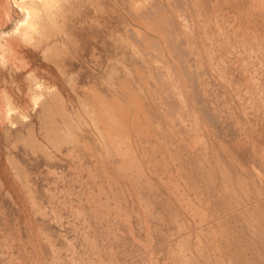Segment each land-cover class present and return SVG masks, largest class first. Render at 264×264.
Here are the masks:
<instances>
[{
  "label": "bare ground",
  "instance_id": "bare-ground-1",
  "mask_svg": "<svg viewBox=\"0 0 264 264\" xmlns=\"http://www.w3.org/2000/svg\"><path fill=\"white\" fill-rule=\"evenodd\" d=\"M185 1H187V0H0V86H4V88L0 90V214H1V212H3V208H4V210H6V214L8 213L9 216H12L14 219L17 218L18 221H21V224L16 222V226H18L17 224H19L20 226H23V227H20V228L18 227V229L22 230L21 228H23V230H26L29 233V236H31L33 234V232H34L33 231L34 229H32V225H31L33 223V221L31 222L29 220L28 216L26 215L27 213H26L25 206H28L29 207L28 210L31 209V211H30L32 213L31 217L33 219L37 220V222L40 225L38 230H40V228H41L48 235L46 237V241L44 240V242H43L45 247L46 246L49 247L53 243H54V245L57 244L55 242H58V240H59V238L61 236V235L59 236V223L57 221H53V222H50V223L46 224L44 219H43L49 213V212L47 213V210L44 207L45 206L44 202L45 201L48 202L49 200L51 201L52 199H53V202H54L55 200L52 197L55 196V195L58 197L60 195L59 194L60 193L59 189L60 188L64 189V187H63L64 181L63 180H62L63 181V185H61V187L58 186V187H60L59 189H57V186H56L57 182H55L56 184L54 185V186H56V188L55 189L53 187L51 188V186H53V184H54V180L56 179V177L55 178L51 177V175H53L52 173H54L52 171L53 169L51 167H54V170H55V168L62 167L63 165H64L63 168H65V166L67 165V164H65V163H67L66 161L64 163L63 161L58 159L57 156H55L56 155L55 153H54L55 155L52 154L54 152L53 147L55 148V152H56V150L57 151L58 150H61V151L64 150V151L67 152V150L70 149V148L72 150V148H77V147L82 146L84 148L83 149L81 147L82 150L88 151L89 154H90L89 150H92L91 148H93L94 150L97 151V154L95 153V151H94V154L97 155V158H98V155H99V158H101L100 159L101 161H102V159L103 160L107 159V157H111V159L113 158V160L115 162V164H113V165H116L115 168H117V170H118V171H115V172H117V173L120 172L121 173V174H118L119 176H121L119 180H121V178L124 179V176L126 178L130 174L129 172H133L134 169H135L136 171L133 172V173H135L136 176L134 177L133 175L130 174V176H128L129 179H128L127 182H129V180H130V183H129L130 186L133 184V183H131L132 182L131 180H135V181H137V184H139L140 183L139 181H141L142 179L143 180L147 179L148 181L146 180L145 183H144V181H141L145 185H146V183L148 184V182L149 183L153 182L151 185L148 184L149 187L147 186L150 189V191H149L150 194L154 197V200H153L154 201V206H150V208L151 207L155 208V204H156V206L165 204L167 206V209H168V206L171 205V206H173V209L176 208V210H177V209H179V207L176 204H174L175 197L178 200V198H180L183 195L182 193L184 192V191L181 192L182 195L180 194V197L179 196H172L171 195V192H172L171 189L173 188V185H172L170 190H167L168 192H163V188L162 187H164V186H162V185L167 183V186H169V185L172 184V182L170 181L171 183L169 184L168 183L169 179L167 180L168 182H164L163 181V179L165 180V178H163L162 180L160 179V178H162L164 176V175H162V177H160L161 173L162 172L165 173V172L160 170L162 172L159 174V172L157 170V168H159V166H160V164L158 163L159 157H157V156H160V155L158 153H161V156H162L161 159L166 158L168 163H171V162L174 163V161H178L179 160L180 164H178V165H180V166L177 165L178 169H177L176 165H175V167H176L177 170L181 171L179 173L180 175H185L183 172H186V169H189L190 165L187 164V161H186V158H185L186 155H187V158H188V154H191L190 157L194 160V162L192 161L194 164L195 163L197 164V162L199 161L200 158H202L204 160V157L205 158L208 157L209 155L213 154V152H214L215 156L217 157L216 160L217 161L221 160V153L219 151V147L220 146L217 145V147H215L214 146L215 143H213L214 141L217 140V139H215V138H217L216 137L217 136L216 135L217 131L215 132L216 136H213L215 138L212 139L211 135L208 132L209 130L207 131V129L204 126L205 121L203 123L201 120H199L197 118L200 115L197 116L198 115L196 113L197 110L193 106V103L191 105V102L194 99H192V101L190 100L191 101L190 102L189 99L191 97L189 96V94L192 93V92L195 93V91L193 90L194 88L197 90L196 93H198V96H199V97H197V102H198V98H199V100L201 99V101H202L201 104L203 105V108H204V111H205L204 112L202 110V112L201 111H198V112H200V113L204 112L203 115L205 117H208V119H209L210 113L211 114L213 113L212 116H215L214 112H212V111H216L217 110V107H218V104H219L218 101L220 102L219 98L221 99V97H223V96L226 97L227 96L228 91H224L226 89L225 87H223V88H225L223 91L227 92L226 95L225 94L223 95L224 92L222 90H218L220 85H218V88L217 87L215 88V86H217V84H219L218 80H220V79H218V78H220V76H217L218 78H216V75L221 73L220 72L221 70L217 69L218 72H216L214 67H213V65H211V64L214 63L213 61L216 60V59L214 60V57L216 55V50L214 49L213 46H214V44H217L219 42L220 37H221V36L219 37V35L221 33V30L223 31V29H221V26H224V25L222 24L220 26V23L218 21L219 19H217L218 17L216 15H215V17H217V18L214 17L215 18L214 20H216V21H211L210 20L211 11H208V13H206V14H209L208 15L209 16L208 19L210 20V22H214V23L216 22V23L213 25L212 23L208 22L209 20L206 19L207 15L205 16V18H204V15H203V18L206 19L205 21H207L208 24L210 23V27L200 25V21H198V17L202 18V16H200V15L205 14V13H203L205 10L203 11L201 8L205 4L208 5V1H206L205 4L202 3L203 4L202 5L201 4L202 0H192L194 6L196 8V11H197V13L194 16H192L190 14V12L187 10V6L188 5H185ZM253 1L251 2V6L255 5V4H252V3H254ZM259 1H261V0H259ZM245 2H246V0H245ZM245 2H243V3H245ZM240 3H241V0H240ZM255 3H257V1H255ZM260 3H263V2L261 1ZM186 4H189V3L187 2ZM214 4L212 3L213 7H214ZM200 6H201V8H200ZM210 6H211V3H210ZM245 7H246L245 9H247V6H245ZM260 7L261 6L259 5V8ZM189 8H191V5H190ZM206 8H207V6H206ZM259 8H257L258 11H259ZM214 9H215V7H214ZM223 9H224V6H223ZM242 9H244V7ZM245 9H244V11H245ZM260 9L264 10V6H262V8H260ZM215 10L219 11V9H215ZM253 10L256 13H259V12L256 11V8L255 9L251 8V11H253ZM221 11H222V9H221ZM221 11H219V12H221ZM247 11L249 12L250 10L247 9ZM213 13H214V11H213ZM263 13H264V11H263ZM216 14H217V12H216ZM221 14H222V12H221ZM245 14H246V12H245ZM260 14H261V11H260V13L258 15H260ZM252 15H254V14H252ZM221 16L219 17L220 19H222ZM225 16H226V12H225ZM225 16H224V18H225ZM227 16H229V14ZM262 16H264V14ZM250 17H252V16H250ZM258 17H260V16H258ZM204 19H203V22H205ZM251 19H253V17ZM224 21H226V19ZM235 21H236V19H235ZM226 23H225V25H226ZM204 25H207V24H204ZM228 25H229V23H228ZM228 25H227V28H228ZM250 27H248V28H250ZM229 28H231V27H229ZM251 28H253V27H251ZM232 30H230V31H232ZM226 31H228V35L230 33L231 34L234 33V31L229 33V30H227V29H226ZM223 32H225V31H223ZM242 33H244V32H242ZM254 33H255V30H254ZM203 34H205L206 37H208V40H210V44H211L210 46H207L205 44L202 45V41H201L200 38H201V36ZM258 34H259V32H258ZM242 36H244V35L242 34ZM239 38H242V37H239ZM247 38L248 37H246V40L250 39V38L249 39H247ZM260 38H261V36H260ZM260 38H259V40H260ZM257 39H254V41H259ZM205 40H207V39H205ZM224 40L226 41V39H224ZM250 40H252V39H250ZM250 40H249V42H250ZM228 41H227L228 44L230 43L229 45H231V46H234V44L236 42V41L234 42V39H233L234 44H231L232 43V39L231 38H228ZM221 42H222V40H221ZM239 42H241V41H239ZM219 45H223L224 46V44H220V43H219ZM223 46H219V47L223 48ZM235 46H236V44H235ZM249 46H251L250 43L247 46H245L243 44V49L245 48V50H246V47L248 48ZM216 48H218V47H216ZM232 48H230V49H232ZM220 49L217 50V52H220L221 51ZM224 49H225V46H224L223 50L221 51V55H222V53L224 54V51H226L227 48L225 50ZM229 51L231 52V50H229ZM262 51L263 50H260V52H262ZM239 52H241V51H239ZM228 53H227V56L230 55V54L232 55V53H230V54H228ZM256 53H257V51H256ZM244 54H246V53H244ZM258 54L262 55V53L258 52L257 56H259ZM227 56L225 58H227ZM263 56H264V54H263ZM231 59L232 58H230V60ZM220 60H222V59H220ZM220 60H219V63L221 62ZM27 62H28V64H29V62H30V64L33 63L35 65L34 66L35 68L32 67V69L34 68L33 69L34 72L28 71L29 69L28 70L26 69L27 73L28 72L29 73L32 72V73L31 74H25L26 76L27 75H29V76L28 77H24L23 76L24 72L26 73V70H24V69H25V67H27ZM216 62L214 64L218 63V62L217 63ZM261 63H263V62L261 61ZM222 64L221 65L219 64V65L222 66ZM78 65L82 66V70L81 71L76 70V67ZM88 66L91 69H94L95 71L100 72V74L103 76V78H105L107 81L117 85L119 90L124 94L125 99H121V98L120 99H117V98L113 99V98H110L104 92V89L101 87V83L98 82V81H94L92 83L93 87H92L91 90H90V88L86 89L83 80L86 77V73L89 72L88 71L89 70ZM226 66L227 65L225 64V67ZM262 66H264V64ZM225 67H223V68H225ZM215 68H219V67H215ZM223 68H222V70L225 71V70H227L228 67L225 68V69H223ZM53 70L55 71L54 73H56V74L58 73L62 78L66 79V80H70L71 92L70 91H66L65 89H63V87L60 84H58V85H56V86H54L52 88H49L47 86H45V87L43 86V88H41V89L35 88L34 86L36 84L33 86V84H34V80L33 79L36 78L35 75H37L38 73H41V74H44L46 76L51 77V76L54 75ZM244 71H246V69ZM229 73H230V71L228 72V76H229ZM226 74L223 73V74H220V75H226ZM231 75H232V73H231ZM229 77L230 78L226 77V80L228 78L230 80V82H231V77H233V76H229ZM205 78H207V80H208V83H206L209 86L208 87V91H207V88H206L207 85L205 86V82H206ZM221 78H222V76H221ZM26 80H27V82H26ZM234 81H235V79H234ZM188 83H190V86L193 85V87H194V88L192 87L193 89L191 88L193 90L192 92L189 91L190 87H189ZM222 83H223V81H222ZM224 84L222 86H224ZM229 86H230V84H228L227 87H229ZM243 86H244V84L241 87L243 88ZM230 88H231V86H230ZM214 89L218 90L217 92H219V91L223 92V93H221L223 96L220 97V95H221L220 93H219V96H217V98H218V99L216 98V100H218L217 103L214 101L216 103V105L211 100V97H213V95L215 94V91H216ZM220 89H221V86H220ZM232 89H233L232 91H234L233 94H235L234 87ZM263 89H264V87H263ZM229 90H230L229 92L232 94L231 89H229ZM259 90H261V89H259ZM230 93H229V95H231ZM244 93H245V91H244ZM244 93H243V95H244ZM196 96H197V94H196ZM236 96H237V94H236ZM27 97H29V99L31 98L33 100V102L35 103V106H36L35 114L40 120L38 126L36 125L35 120L26 119L27 115L24 114V101L26 103V101L29 100V99L26 100ZM244 99L246 101L247 98L244 97ZM224 100H226V99H224ZM228 101L230 102V100H228ZM222 102H223V100H222ZM229 102L226 101V103H229ZM223 104H224V102H223ZM240 104H243V103L241 102ZM229 105H231V103H229ZM228 107H225V109H224V107H222V108L225 111L226 108H228ZM233 108L234 107H232V109ZM7 109L10 112V114H7L8 115V120H5V118H3V119L1 118L2 117L1 115H3V117H4V114L8 113V112H6ZM197 109H198V106H197ZM219 109H220V111L221 110L223 111V109H221L220 107H219ZM228 109H230V108H228ZM199 110H201V109H199ZM174 112H176L175 115L177 114V117L174 115L176 118L171 117V113L174 114ZM225 112H228V110H226ZM230 112H232L231 113L232 115H235V114H233V111H230ZM236 112H238V111H236ZM240 113L241 112H239V114ZM84 114H86V118L87 119H88V117L92 118V120L94 122V125H92V126H95L94 128L96 129L97 133L94 130L88 132V130H85V129L82 128V126L80 124L84 120L83 119L84 118ZM231 114H230V117H231ZM239 114H238V116H239ZM7 115H5V116H7ZM201 116H202V114H201ZM221 116L222 115H220V117ZM205 117L203 118V120L205 119ZM189 118H190V120H191V118L192 119H196L197 118L196 119V124L193 123V125L190 126V124H189V126H188L186 122L189 120ZM221 118H224V116H222ZM208 119H207V121H209ZM238 120H240V118ZM220 121H219V123H220ZM173 122H176V124H174L175 126L173 125ZM211 122H210V124L214 125V123H211ZM90 123H92V122L90 121ZM236 123H237V121H236ZM239 124H241V123H239ZM243 125L245 126V124H243ZM244 126L242 128L237 126L239 128V130H237L238 128H236V130L238 132H240V130L246 129V128H244ZM225 130H227V129H225ZM225 130H224V133H227V131H228V134L230 133L229 129L226 132H225ZM233 130L231 132H233ZM198 131H199V133H201L200 135H202V137H203L202 138L203 142L199 144L198 143L199 141L198 142L196 141L197 142L196 145H198L199 148L198 147H194V149L197 148L196 150L197 151L200 150V151L198 153H196V155H193V153H195L197 151L193 150L194 152L191 153L192 152L191 151L192 148H191L190 145H192L191 144L192 141H187L184 137L189 132L192 133L191 137H193L192 136L194 134L193 132L198 133ZM184 132H188V133H186L183 136ZM245 132H243V133H245ZM153 133H156L157 135H160V136H163V137L158 138L156 135H154V137H156L157 139H153L152 138L153 137ZM221 133H223V132H221ZM224 133H223V135H224ZM243 133L240 132V135L241 134L243 135ZM245 134H244V136H245ZM220 135L221 134H219V136ZM225 135L227 136V134H225ZM172 136L178 138L177 143H174L172 138H170ZM196 136L194 135L193 138H195ZM199 136H197V137L199 138ZM231 136L232 137H238L239 135L237 136V134H234V136H233V134L231 133ZM231 136H230V140H231ZM191 137L189 135V139L190 140H191ZM239 137H242V136H239ZM223 138H225V136ZM200 139H201V137H200ZM235 139H239V138H235ZM5 140H11L12 141V146L4 147V145H2V143L5 142ZM171 140L173 141L174 145L177 144L176 148L174 146H172V144H171V146L173 148H175L176 151L175 150L173 151L172 148L169 151V148H170L169 147V142L171 143ZM233 140H234V138H233ZM193 141H194V139H193ZM219 141H220V139H219ZM175 142H176V140H175ZM220 142L223 143L222 139H221ZM224 142H228L227 139ZM216 143L218 144V142H216ZM229 143H231V141H229ZM235 143H236V141L234 142V144ZM194 144H195V141H194ZM234 144H233V146H234ZM221 145H223V144H221ZM193 146H195V145H193ZM225 146H228V145H225ZM51 148H52L53 151L51 150ZM224 149H227V148L226 147L223 148L222 152H224ZM71 150H69L68 152L70 153ZM180 150L182 151V154H183V151H186V152L191 151V152H188V153H186V155L184 157H181L180 154H179ZM229 150H231V148H229L227 151L229 152ZM73 153H75V151L70 153V155H68V156L71 157V154L73 156ZM167 156H169V157H167ZM95 157L96 156H94V158ZM97 158H95V160L92 159L91 161H96ZM206 159H205V163H208L209 166H210V163H209V159L210 158L208 159V162H206L207 161ZM74 160H75V158H74ZM203 160H201V161H203ZM224 160H221L220 162L222 163V161H224ZM236 160H238V159H236ZM212 161H213V157H212ZM68 162H69V160H68ZM77 162H79V160ZM102 162H101V164H103ZM220 162H218V163L220 164ZM87 163H89L88 160H87ZM87 163H86V165L85 164L84 165L85 166L88 165L89 169H86L85 171L87 172V170H89L88 171V173H89L91 168H92V166L87 164ZM211 163H213V162H211ZM93 164H95V162H93ZM96 164H98V161H97ZM47 165L49 167L51 166L50 167L51 169L50 168L49 169L52 172L48 168H46V167H48ZM81 165H83V163ZM84 165H83V170L85 168H87ZM221 165H222V169L221 170L225 172V173L223 172V175L225 174L224 177H223L224 180H222L223 183L225 181L226 184L228 183L229 185H231L234 181H235V183H237L236 181H238L240 183L243 182L245 184L244 187L242 185L243 183L241 185H239V186L237 185V187L239 189L243 190L245 187H246V189L249 188L248 184H247V182L249 180L248 179L246 180L245 178H243L244 174H242V176H241L239 172L237 173V171L234 170L232 163L226 161V162H223L222 164H220V167H221ZM37 166H39V167H37ZM41 166L43 167L44 171L46 170L44 172V176L46 175L45 176L46 178H47V176L48 177L50 176L52 179H54L53 180V184H52V179L50 177H49L50 180H47V184H46V178L45 179L44 178L39 179L36 176L38 174H41L40 173V171L42 170ZM77 166H79V165H77ZM97 166L99 167V164ZM100 166H102V165H100ZM194 166L195 167L200 166V168H201V165H197V166L194 165ZM212 166L215 167L216 164H215V166L212 164ZM220 167H217V168H220ZM240 167H242V166H240ZM240 167H239V169H240ZM37 168H39V170L40 169L41 170L40 171H38V170L36 171ZM66 168H68V166ZM78 168L80 169L81 167H78ZM208 168L203 170L204 171L203 172V176L199 174L203 179H206L207 181H209L214 176V173H215V172H213V174H212L211 171H214V170L210 171ZM68 169H66L67 172H68ZM70 169H69V171H70ZM93 169L95 171L97 169V167L93 168ZM101 169H103V168L101 167ZM128 169H132V170L127 172ZM176 169H173L171 171L174 172V170H176ZM196 169L193 170L194 173H197ZM210 169H212V168H210ZM58 170H60V168ZM92 170H91V172H94ZM97 170H100V169H97ZM35 171H36V173H38V172L39 173L36 174ZM71 171H73V170L71 169ZM100 171H102V170H100ZM215 171H217V170L215 169ZM64 172H66V171L64 170ZM91 172L89 173L90 175H91ZM106 172H108V171H105V173ZM172 172H171V174H172ZM219 172H220V169H219ZM219 172H216V175H217V173L219 174ZM42 173H43V171H42ZM97 173L98 174L101 173V175L105 176L104 172L102 174V172H98L97 171ZM154 173H155L156 176H157V174H159V176L157 178L160 177L159 178L160 180L156 178ZM174 173L177 174L178 171L174 172ZM191 173H192V171H191ZM60 174H58L59 175L58 176L57 172H55V175H57L58 177H60ZM74 174H75V172H74ZM77 174H75V175H77ZM84 174H83V176H84ZM94 174H93V176L98 175L96 173H94ZM188 174H189L188 176H191L190 172ZM201 174H202V172H201ZM69 175H70V177H74L75 176V175L71 176V175H73V172H71ZM87 175L85 174V176H87ZM112 175H111V177H109L110 176V174H109L108 177L112 178L113 177ZM118 175H117V177H114L113 179H115V178L117 179L119 177ZM122 175H123V177H122ZM204 175H205V178H204ZM210 175H213V176H210ZM83 176L78 175L77 177H79L78 179H80ZM98 176H100V175H98ZM206 176H209L211 178L208 177L209 178V180H208ZM235 176H237V178L239 180L238 179L235 180L236 179ZM148 177H149V179L151 181L152 180L153 181L150 182ZM174 177H176V176L174 175ZM177 177H180V176L178 175ZM220 177H222V176H220ZM240 177L245 179V181L243 179H241ZM83 178H81L80 180H84ZM89 178L91 179V177H89ZM100 178L101 177H99L98 179H100ZM109 178L106 177L105 179H108V181H109ZM176 178H175V181L177 180ZM181 178L182 177H180V179ZM196 178H198V177H196ZM60 179H63V177H60ZM68 179L66 178V182L65 183L68 182L67 181ZM72 179L73 180L74 179L77 180L76 176L74 178H72ZM90 179L89 180L86 179L87 181L84 180V182L85 183L88 182V181L91 182ZM217 179L215 180V182L217 181ZM43 180H45V181H43ZM73 180H71V183H72ZM119 180H118V184L120 183L119 185L125 184L122 181H121L122 183L119 182ZM157 180H159V182L160 181L164 182V184L160 182L162 184V185H160L157 182ZM181 180H183V178ZM186 180H187V178L185 179V181ZM189 180H190V177H189ZM211 180L213 181L214 177ZM48 181H50V185H49ZM108 181H107L108 184H106L107 186L110 184L109 182L111 180L109 182ZM185 181H184V183L186 185ZM196 181H197V179H196ZM210 181L208 183H210ZM219 181H220V179H219ZM73 182H75V181H73ZM84 182L83 183L80 182L81 185H78V188H77L78 192H76V193L79 194V196H78L79 204L76 205L75 201L73 202V201H70L71 199L70 200L66 199V200H69L68 201L69 204H66V205H69L68 210L69 209L70 210L68 212L71 214L70 217L69 216H67V217H69V218H73L74 217V221L77 222V223H80L78 221L81 220V218H83L85 220L84 217L86 216L85 213H86L87 210H86V208H85L86 211L83 210V209H84V206H86L87 209L89 208L88 209L89 210L88 211V215H87L88 218L86 217L87 218L86 221H83V222L86 223L87 221H89L90 218H91V220L93 219V220L96 221L95 225L92 224V227L89 226L90 222H87L88 223V225L86 224V226L88 228L87 231L89 229H91L92 232H90V233L95 235L94 237H96V238L99 237V240L101 238L100 236H102V238H101V240H102L105 237V234L107 232L108 233H112L114 230H117L115 232H118V228L115 229L114 227H113L114 230L111 228L113 230L112 231L110 229L111 226H113V225H115V226L117 225V227H119V225L120 226L121 225L124 226L126 224L125 221H127L126 219H123L124 220L123 221L122 218H118L119 217V213H117V212H116L117 213V216H116L117 218L116 217L111 218V216H112L111 212L112 211L109 212L110 216L107 214L109 216L108 217L106 215V212L103 213L102 210H99L100 207L99 206L96 207V205H95L96 203H97V205L99 204V202H98L99 200L97 198H99V199L101 198L100 194H104L105 195V193H107L109 190H110L111 195L113 193L115 194V188L114 187H116L117 185L114 186L112 184V186L114 188V192H111V190L113 188L108 190L107 188H109L110 186L107 187L104 183H103V185H100V184H102L101 183L102 181H101V182L98 183L100 186H96V188L98 187L97 193L94 192V191H93L94 193L91 192L95 196V198L90 193H89V195H91L92 198H89L88 191H87L88 189H87L86 193H87V197L88 198L84 199V198L81 197L82 195L84 196V194H85V193H83L84 192V187L83 186L86 185ZM97 182H98V180H97ZM97 182L95 184H97ZM190 182L192 184H196V182L193 181V180H191ZM222 182L220 181L219 183L218 182H216V183H217V185L218 184L221 185ZM69 183H70V180H69ZM76 183H77V181H76ZM177 183L180 184V181L177 182ZM208 183H206V184H208ZM214 183L211 186L213 188V190H215V191H213V193H216V191H217V193H218V194H216L217 196L219 195V197H225L226 194L224 196H221V194H222L221 191L223 190L222 187L221 186H217ZM240 183H237V184H240ZM60 184H61V182H60ZM77 184H79V183H77ZM88 184H89V182H88ZM88 184H87V186H88ZM179 184H176V186L177 185L179 186ZM104 185L107 187L106 188L107 192L104 190V188H105ZM142 185H140V186L142 187ZM74 186H76L75 183H74ZM74 186L71 185V189L75 188ZM126 186L124 185V187H126ZM128 186L125 188V190L128 188ZM135 186H137V185H135ZM208 186H209V184H208ZM65 187H66L65 189H67L66 185H65ZM91 187L93 188V186H91ZM189 187H191V186H189ZM196 187H197V185H196ZM203 187H205V186H203ZM219 187H221L220 189H222V190H220ZM69 188H68V190H70ZM87 188H89V187H87ZM117 188H118V186H117ZM166 188H170V187H166L165 186L164 190ZM178 188L179 187H177V189ZM209 188H210V186L207 188V190H209ZM232 188L236 189V187H234V186ZM253 188H255L254 184H253ZM52 189H54L56 191L58 190L57 193L58 192L59 193L57 194L56 191L53 190L56 194L52 195V192H53ZM94 189H95V187H94ZM131 189H133V188H131ZM131 189H130V191H132ZM139 189H141V188H139ZM258 189L255 192L260 191ZM60 190L62 191V189H60ZM210 190H212V189H210ZM242 190H241V192H242ZM103 191H105V192H103ZM116 191H117V189H116ZM127 191L129 192V190H127ZM169 191H171V192H169ZM173 191H174V188H173ZM176 191H178V190H176ZM229 191L231 192L230 189H229ZM245 191L246 190L244 189L243 193ZM70 192H72V191H70ZM125 192L122 193V194H125ZM145 192H147V191H145ZM247 192H248V195H249V191H247ZM134 193H136V192H134ZM200 193H202V192H200ZM200 193H199V195H202ZM234 193L235 192H232V194H234ZM243 193H241V194L243 195ZM258 193H256V194H258L257 198H259V195H261L260 192H258ZM69 194H75V193H69ZM69 194H67V195H69ZM114 194L111 197L106 194V200H105V197H103V198H104L105 202H107V200L111 198V201H108L109 205H110V203L114 204V203H116V201L117 202L119 201V207L117 208V205H116L117 209H115V210L118 211L120 207H121V209H123L124 207L127 208L128 206H130V208L132 207L131 209L134 208V210H136L135 207L137 205L136 206L134 205L135 207L131 206L134 203H131V205H128L127 203L129 201H127V202L123 201L125 198L122 200L123 196L121 194H118V192H117V194H115V195ZM175 194H177V193H175ZM187 194L188 193H186L185 196ZM210 194L212 195L211 197L215 196V195L213 196L212 193H210ZM252 194L253 193L251 191V195ZM130 195H132V194L130 193ZM130 195L128 193V197L125 196L126 199L130 198L129 197ZM133 195H135V194H133ZM137 195H135V197H137ZM188 195L186 197L182 196V198L183 197L186 198L185 200H184V198L182 200L187 202V203H185L187 205L184 206V201H183V206H184L183 209H184V211H186L185 209L186 208L188 209V207L190 206L189 205V201L191 199L190 200L188 199ZM234 195H235L234 199H238L237 194L235 193ZM242 195H240V196H242ZM244 195H246L248 197L247 193L244 194ZM253 195H255V193ZM64 196H66V195H63V198H64ZM70 196H72V195H69V197ZM141 196L142 195L140 194V197ZM149 196L150 195H146V197H149ZM230 196H229V198H230ZM246 196H243V197H246ZM57 197H55L56 200L58 198H60L61 196H59L58 198ZM69 197H67V198H69ZM132 197L133 196H131V198ZM143 197L146 199V197L144 195H143ZM189 197H193L194 198V197H197V195H195V196L189 195ZM201 197L203 198V196H200V197H198V199H200ZM219 197H217L216 199H220ZM232 197L233 196H231V198ZM74 198H75V200L77 199L76 196H74ZM93 198L97 199L98 201H94L93 202L92 201ZM149 198H148V200H149ZM262 198L264 200V196H262ZM60 199L58 201H56V204H55V202L54 203L51 202V203H53V204H51L50 201H49V206L53 205L51 207H54L53 209H55L56 206H54V205H57V209L58 210H56V211H59V209L61 207L58 206V205H61V202L64 200L63 199L61 202H59ZM138 199H136V200H138ZM140 199L143 200L142 197ZM195 199H197V198H195ZM198 199L197 200L192 199L194 201H198V203H196V204L192 203L193 201L191 200L190 204L192 203V204H195V205L191 204V210H190V207H189V209L187 211H191V212L195 213L196 211L194 212V210H198V208H201V209H199V211H197L198 213L200 212V214H198L197 212L196 213H197V216L199 215V216L202 217L201 212H203L202 214H204V213L206 214L207 211H205V210H208L207 208L205 209V207H207V206L208 207L209 206L212 207L215 204H213L214 201H212V203L209 202V203H211L213 205L212 206H211V204L207 205V206L205 205V207H204L205 210H202L203 208H202V206L199 207L200 206L199 203L201 202V204H202L203 201L204 202L206 201L208 203V201L204 200V199H202L203 201L201 199L200 200H198ZM211 199L213 200V198H210V201H211ZM223 199L224 198H222L221 200H223ZM250 199H251V197H250ZM255 199H256V197H255ZM260 199H259V201H260ZM182 200L180 199V203H181ZM241 200L245 204L246 201H244L243 199H241ZM104 201H102V202H104ZM151 201H152V199H151ZM215 201L217 202L218 200H215ZM224 201H226V200L224 199ZM230 201L231 200H229V202ZM255 201H257V200H255ZM42 202H43L44 206L42 205ZM47 202H45V203H47ZM57 202H59L60 204H58ZM144 202L147 205L146 200ZM176 202H179V201H175V203ZM92 203H94V204H92ZM222 203L226 204V202H222ZM235 203H239V201L237 202V200H236ZM246 203H248V202H246ZM105 204L101 203L100 204V206L102 205L101 208ZM197 204H199V205L196 206ZM220 204H221V202L219 203V205ZM225 204H224V206H225ZM227 204H226L225 207L223 205L222 206L224 208H226ZM232 204L234 205V203H232ZM232 204L230 202V207L232 206ZM239 204L240 205H238V206L240 208L242 206L241 205L242 203H239ZM252 204L253 203H251V205ZM254 204L256 205L255 202H254ZM262 204H263V202H262ZM64 205H62V207ZM139 205H141L143 207L144 204L143 205L139 204ZM149 205H151V203H149ZM180 205H182V204H180ZM91 206H93L94 209H92L93 207H91ZM171 206H169V207L171 208ZM186 206H188V207H186ZM195 206L197 207V209L195 208L192 211V209ZM217 206H218V204L216 203L215 207H217ZM236 206H237V204H236ZM114 207H115V205H114ZM146 207L143 208V209H145V212L142 213V214H145V216H146V213H147L146 212L147 209H149V208L146 209ZM215 207L214 208L212 207V208L215 210ZM219 207H221V206H219ZM230 207L228 206V210L230 209ZM64 208L65 207H63L61 210H63ZM154 208H152V209H154ZM224 208L223 209L219 208V209L224 210ZM239 208H238V210H239ZM242 208H244V207H242ZM250 208H252V210H253V207H250ZM66 209H64V211ZM102 209L110 210L107 206H106V208L104 207ZM152 209H151V212L153 211ZM157 209H160V208L157 207ZM183 209H181V210H183ZM232 209H233V207H232ZM232 209H230V210L232 211ZM244 209L246 210L247 207H245ZM259 209H261V208L259 207ZM61 210L59 212V215L61 213V216H62L63 215L62 213L64 211L61 212ZM82 210H83V212L85 211L84 215H81V214H83ZM134 210H132V211H134ZM137 210H139V208ZM137 210L134 211V212H138V214L143 211V210H141V212H139ZM214 210H212V214H213ZM226 210L227 209H225L223 211V213H221V214H224V212H226ZM238 210L235 209L234 211L235 212L237 211V213L240 214V216H241V214L244 213V211H238ZM66 211L64 213H66ZM100 211H101V213H100ZM163 211L165 212V210H163ZM257 211H258V209H257ZM128 212H126V214ZM176 212H178V210ZM235 212H233V213L235 214ZM252 212L253 213L250 212L249 214H246V212H245L246 217H245L244 220L246 221V223H244L242 225V227L245 225V227H244V229L246 228L245 230H247L248 232L250 231L251 234L252 233L256 234L257 235L256 237L259 238V236L261 235L260 227L258 225V224H261L260 219H259V213L254 212V211H252ZM99 213H100V215L102 217L99 216ZM148 213H150V211ZM180 213H183V212L181 211ZM193 213L191 215H193ZM262 213H264V212H262ZM2 214H4V212ZM55 214L57 215V213H55ZM91 214L94 217L93 216L90 217L89 215H91ZM132 214H133L132 217L133 216H134V218L137 217V220H141V219L143 220V218L139 217L136 213H135L136 215H134V213H132ZM150 214H152V213H150ZM161 214H162V212H161ZM161 214L159 213L160 216L165 215L164 213L162 215ZM210 214H211V212H210ZM214 214H215V212H214ZM216 214H215V216H216ZM234 214H233V216H231L232 213L229 212L226 215L227 217H225V215H224V216H222L223 218L221 217L222 219L220 218V220H219V218H216L217 222H219V224L223 223L225 227L222 224L223 227L222 226L219 227L218 225H216L217 227H215V228L214 227L211 228V225L215 226L214 223L211 224L212 222L210 220H211V217L213 216V215H211L210 219H207V220L210 221V223H206L208 225L210 224V226H206V227H210L211 230L212 229H217V228L219 230H220V228L223 230V229L226 228V223L225 222L227 221V219H228V221H230L231 218H229V217H234L235 215H237V214H235V215ZM59 215H58V217L62 221L64 218H62V217L60 218ZM64 215L66 216V214H64ZM130 215L131 214L128 213V220H129ZM148 215L149 214H147V216ZM188 215H190V214H187L186 217ZM81 216H84V217H81ZM120 216H122V215H120ZM145 216H143V217H145ZM156 216L158 217L157 214H156ZM199 216H198V218H200ZM204 216H206V215H203V218L205 220L206 217H204ZM1 217L5 220L6 215L5 216L2 215ZM12 217H8V218L11 219ZM162 217L166 218L165 216H162ZM162 217H160V218L162 219ZM172 217H174V216H172ZM175 217H176V215H175ZM178 217H176L175 220H179ZM207 217H209V216L207 215ZM263 217H264V215H263ZM2 218H1V221H3ZM123 218H124V216H123ZM154 218L156 219V217H154ZM184 218H185V215H184ZM184 218L182 217V219H183L182 221H184ZM203 218H201L198 221V223H196V229H194V233L193 234H195V235L198 234L197 231L198 232L200 231V228H201L200 226L201 225L202 226L206 225V224L203 225V222H206L207 220L203 221L202 220ZM213 218L215 219L214 216H213ZM10 219H7V220H10ZM14 219H11V220L14 221ZM65 219H66V217H65ZM68 219H66V220H68ZM146 219H144V220H146ZM185 219H187V218H185ZM237 219L239 220V218H237ZM7 220H5V221H7ZM201 220H202V224H201ZM233 220H235V217H234ZM242 220H243V218H242ZM58 221H60V220H58ZM156 221L157 220H155V222ZM220 221H222V222H220ZM239 221L238 222L233 221V222H236L235 224H237V223H239ZM11 222L9 223L10 227H11V224L13 223V222L12 223ZM63 222L65 223L67 221H62V224H64ZM83 222H81L82 225H84ZM147 222H150V221H147ZM157 222L160 224V221H157ZM185 222H186V220H185ZM258 222H260V223H258ZM5 223H7V222H5ZM73 223L74 222L70 223V224L73 225V227H74V225H75V227L78 226L75 223L74 224ZM91 223H92V221H91ZM98 223L99 224H105L103 226L101 225L103 228L104 227L106 228V227L110 226L109 227L110 230L108 228H106L107 229L106 230L107 232H106L103 229H100V227L98 228L97 227ZM127 223H129V222L127 221ZM134 223H135V221H134ZM164 223H167V221L164 222ZM229 223L230 222H228L227 227L230 226ZM240 223H242V222H240ZM263 223H264V221H263ZM1 224L2 223H0V229L1 230L5 229L4 231H6L8 228L5 227L4 229H2L1 227L3 226V224H2V226H1ZM7 224H5V225H7ZM13 224H15V223H13ZM129 224L131 225L132 222H130ZM142 224H143V222H142ZM153 224H154V222H153ZM159 224H157V225H159ZM198 224H199V227H200L199 229L197 228ZM93 225L95 226L94 229H93V227H94ZM136 225H138V224H136ZM181 225H185V224L181 223ZM16 226H15V230L18 231V229H16ZM86 226H84V229H83V227L81 228L82 231L79 229L80 227H77L76 231L79 229V231L82 233V232L86 231V228H85ZM151 226H152V224H151ZM24 227H25V229H24ZM127 227H129V225ZM132 227H134V226H132ZM137 227L139 228L140 226H137ZM158 227L161 228L160 225L157 226V228ZM189 227H190V225L188 226V228ZM242 227H241V229H243ZM13 228H11V229H13ZM141 228L142 227H140V229ZM182 228L184 230V228H187V227L183 226ZM228 228H226V229L230 231V228L229 229ZM11 229H9V230H11ZM68 229H69V227H68ZM71 229H69V232L71 231ZM133 229H130V230L132 231ZM142 229H141V231H142ZM143 230H145V229H143ZM146 230L149 231L148 228ZM150 230L152 231V228H150ZM153 230H155V229H153ZM185 230H187V229H185ZM188 230H187V232H185L186 234L188 233ZM190 230H193V229L191 228ZM195 230H196V232H195ZM204 230H205V232H203V233L205 234L206 237H208V235H206L207 232H208L207 229H204ZM217 230H215V232L216 233L219 232V235H220V232L222 230L221 231H219V230L217 231ZM8 231H6V232H8ZM89 231H88V233H89ZM202 231H203V227H202ZM202 231H200L201 232V236H202ZM10 232L13 233V230H11ZM16 232H15V234H17V235L20 234V232H19V234H18V232L17 233ZM132 232H135V230L132 231ZM211 232H213V231H211ZM211 232L209 231L208 233L210 235H212ZM103 233H105L104 236H103ZM24 234H26V233H24ZM157 234H159V233H157ZM160 234H162V232ZM191 234H192V232H191ZM204 234H203V236H204ZM78 235L82 236V238H83L87 234L85 235V233L84 234H80L79 233ZM78 235L76 234L77 237H78ZM89 235H87L88 237L86 236L87 238L84 237L86 239V241H88ZM110 235H112V237H116L117 235L120 236V233H118L116 236H114L115 234L113 235V233L110 234ZM162 235H164V233ZM166 235L168 236V232H167ZM118 236H117V238H118ZM154 236L155 237H153V238H155L157 240L156 237H158L159 235L156 236L155 232H154ZM187 236L183 237V235H182L181 241H184ZM201 236H200V238H201V240H203L202 239L203 236L202 237ZM214 236H215V233L213 232V238H214ZM228 236H230L229 232H228ZM261 236L263 237V235H261ZM18 237L21 239V234ZM23 237H27V236L23 235ZM62 237L60 239L63 240V238H65V236L63 238ZM91 237L93 238L92 235H91ZM163 237H165V236H163ZM222 237H224V239L228 238V240H229V237H227V235H225V233H224V235L222 233ZM96 238L95 239L93 238L94 241L98 240ZM108 238L111 239V236H108L107 239ZM117 238H116V240H117ZM124 238H125V236H124ZM127 238L128 237L125 238V241H124L125 243H126V239ZM134 238H135V236H134ZM182 238H184V239H182ZM197 238H199V234L197 235ZM197 238L194 240L193 237H192L193 241H196V240L199 241L200 238L199 239H197ZM215 238H216V236H215ZM85 239L81 240V241L82 242L84 241V243H85L86 242ZM131 239L133 240V235H132ZM148 239H149V237H148ZM152 239H151V241H152ZM155 239H153V240H155ZM158 239H161V238H158ZM211 239H212V237H211ZM5 240L7 241V239H5ZM73 240H75V242H77L76 238L75 239L73 238ZM119 240L116 243H118ZM137 240L138 239H135V241H137ZM201 240L199 241L200 243L202 242ZM205 240L208 241L209 237L204 239V248H206L204 250H206L205 254L208 255L209 254L208 248L210 247L211 244L213 245V243L215 242L216 239L214 240V242L212 241V243L211 242L208 243ZM217 240L219 241L220 238L217 239ZM0 241H2V238H1ZM3 241H4V239H3ZM63 241L66 244H70L71 243V242L66 241L65 239ZM122 241H120L121 245H122ZM135 241H133V242H135ZM159 241H160V243H162L161 242L162 240H159ZM185 241H184V244L187 245L186 243H188V242L185 243ZM221 241L222 240L219 241L220 244H219V242L217 243V241L214 243V250H212L213 246L210 248L211 253L208 256H209V258H210V256L212 258H213V256H215V258H213V260L215 259L214 262L217 261L219 264H250L247 261L248 257H247V260L244 259L246 257V254H243L245 256L243 258L237 252L239 247H241V245L239 243L236 244V246L233 249V250H235V248H238L237 251L235 250L234 252H232V251H230V250H232V248L229 250V246L221 244ZM224 241H226V240H224ZM234 241H235V239H234ZM234 241H232V243ZM64 242H62V243L64 244ZM199 242L197 244H196V242H192L193 244L195 243V245H196L195 248H194L195 250L198 247L203 248V245H202V247L198 245V244H200ZM228 242L229 243L224 242V244H226V243L230 244V241H228ZM236 242H238V241H235L233 244H235ZM7 243H10V242H6L5 244L7 245ZM100 243H101V241H100ZM137 243H139V242H137ZM141 243H143V242L141 241ZM172 243H174V242L172 241L171 244ZM179 243H180V241H179ZM5 244H3V245H5ZM59 244H60V242H59ZM130 244H131V242H130ZM136 244L133 245V246H136ZM167 244H168V241L164 245H167ZM180 244L178 246L181 247L182 246V242ZM8 245H10V244H8ZM57 245H56V247H57ZM61 245H58L60 247L58 249H56V250H59L62 247L61 251L63 253V247L64 246H61ZM96 245H97V243H96ZM115 245H117V244H115ZM158 245H159V243H158ZM189 245L186 246L185 250L187 249V247L191 246V245L190 246ZM237 245L239 247H237ZM80 246H81V244H80ZM111 246L113 247V245H111ZM169 246L167 245V248L164 246L166 248V251L168 250ZM178 246H176V248ZM48 247H46L47 250L51 246L49 248ZM66 247L67 246L65 245L64 248L67 249ZM83 247L85 248V246H83ZM107 247L108 246L106 245V248ZM136 247H138V246H136ZM157 247L159 248V246H157ZM160 247H163V246H160ZM70 248H71V245L69 246V249ZM92 248L96 249V253L94 252L95 254L94 253H90V251L88 249H87V251L91 255H96L97 251H98L97 249L100 248V245H99L98 248H95L94 245H93ZM121 248H124V247L122 246ZM131 248H132V245H131ZM182 248H180L179 250H176V249L173 250L172 249L173 250L172 251L173 255L174 254L176 255L177 251L181 252ZM72 249L73 248H71L70 250H72ZM94 249L91 252H93ZM143 249H144V246H143ZM215 249H217L219 251V252L217 251L218 252L217 253L218 257H217V255H214L215 252H213V251H215ZM5 250H6V248H5ZM117 250H118L117 252H119V247H118ZM163 250H164V248H163ZM61 251L59 250V252H61ZM69 251H67V252H69ZM87 251H86V253L88 254ZM100 251L103 252L104 250L103 251L100 250ZM124 251H126V250L124 249ZM161 251L162 250H160V248H159V252H161ZM169 251H167V252H169ZM199 251L203 252V250H199ZM199 251L196 250L195 251L196 254L198 253V255H199L200 254ZM3 252H4V250H3ZM65 252L63 254H65ZM107 252H110V251H107ZM147 252H149V251L145 250L144 253L147 255ZM180 252L177 255L179 257L182 254V252L181 253ZM0 253H2L1 250H0ZM50 253H51V251H50ZM50 253L47 251L46 254H48V257H50V255H49ZM71 253H73V252H71ZM212 253H214V254L211 255ZM52 254L53 253H51V255ZM70 254H69V256H70ZM74 254L73 255L71 254V255L74 256ZM122 254H123V252H122ZM128 254L129 253H127V255ZM201 254H203V253H201ZM6 255H8V254H6ZM6 255H5V257H6ZM99 255H101V254L99 253ZM116 255H118V254L116 253ZM190 255H191V253H190ZM72 256L70 258H73ZM88 256L90 257V255H88ZM107 256H108V254H107ZM109 256H111V255H109ZM131 256H132V254H131ZM184 256H185V260H184V258H182ZM184 256L182 255L181 259H178V260H181L180 262L177 259H176V261H174L173 260L174 258H173L172 259V261H174L173 263L175 264V262L178 261L179 263L177 262L176 264H182V263H186V262L191 264L190 262H192V260L189 262L188 258L193 256V253H192L191 256H188V253L184 254ZM194 256H196V255H194ZM63 257L65 258L66 256H63ZM117 257L120 258V256H117ZM173 257L177 258L176 256H173ZM3 258H4V256H3ZM18 258H20V257H18ZM53 258H54V261H53V263H54L55 260L57 261V259H56L57 257L56 258L53 257ZM64 258H63V260H64ZM107 258L105 259V261H107ZM191 258L193 259V257H191ZM195 258L194 259L197 261V257H195ZM203 258H205V257H203ZM5 259L8 262L7 258H4L3 260H5ZM31 259H32V260H30L31 262L34 261L33 258H31ZM77 259H79V258H77ZM108 259H109V261H107V262H110L109 264H111V262H113L112 259L114 260V258H112L111 261H110V257ZM136 259H138V258L136 257ZM145 259H147V258H145ZM3 260L1 261V259H0L1 262H3ZM65 260H64L65 261L64 264H75L74 263L75 260H72V259H69V258H66ZM90 260L92 261V263H90V261H89V263L93 264L94 261L92 260V257L90 258ZM101 260H102V258H101ZM101 260H100V262H101ZM116 260L119 261V259H116ZM116 260H114V262ZM71 261H73V262H71ZM117 261H116V264L118 263ZM127 261H129V260H127ZM132 261L134 262L135 260H132ZM148 261H149V259H148ZM249 261H250V259H249ZM4 262H6V261H4ZM4 262H3V264H4ZM9 262H11V261H9ZM107 262H104V260H102V264L103 263L107 264ZM198 262L200 263L201 261L198 260L196 264H198ZM121 263H123V262H121ZM139 263L141 264V262H138V264ZM145 263H146V261H145ZM154 263H156V262H154ZM218 263H216V264H218ZM32 264H36V263L33 262ZM57 264H60V263H57ZM61 264H62V261H61ZM76 264H78V263H76ZM94 264H96V262H94ZM123 264H133V263H130V261L125 263V261H124ZM157 264H159V263H157Z\"/></svg>",
  "mask_w": 264,
  "mask_h": 264
},
{
  "label": "rangeland",
  "instance_id": "rangeland-1",
  "mask_svg": "<svg viewBox=\"0 0 264 264\" xmlns=\"http://www.w3.org/2000/svg\"><path fill=\"white\" fill-rule=\"evenodd\" d=\"M206 1H208V5L207 4H205L206 3ZM253 0H246V2H245V0H241V3H240V0H202L201 1V4L203 3V4H205L206 6H207V8H206V6L205 5H201L202 6V8H201V6H200V8L204 11L203 13H205V14H202V15H200V16H202V18L201 17H198V21H200V25H203V26H207V27H210V23H212L213 25L216 23H214V22H210V20L211 21H216V20H214L215 18H217V19H219L218 21H219V23H220V26L223 24L224 26H221V29H223V31H225V32H223L222 30H221V33H220V35H219V37L221 36H223L222 38L220 37V40H219V42L217 43V44H214V49L216 50V55H215V57H214V60L215 61H213L214 63L216 62L217 64H211V65H213V67H214V69H215V71L216 72H218V70L217 69H219V70H221L220 72L221 73H217L218 75H216V78H218L217 76H220V78H218V79H220V80H218V83L219 84H217V86H215V88L217 87L218 88V85H220L221 86V89H220V86H219V89L218 90H224L225 88V90L224 91H228V94H227V96L225 97V96H223L224 94L226 95V93L227 92H222V91H219V92H217L218 90H216V89H214V90H216L215 91V94L213 95V97H211V100L213 101V103L216 105V103H217V101L218 100H216V98H217V96H219V93L221 94V93H223V95L221 94L220 95V97L221 96H223V97H221V99L219 98V100H220V102L218 101V107H217V110L219 111H212V112H214V115L216 116H212L213 115V113L211 114L210 113V116H209V119H208V117H205L203 114H204V108H203V105L201 104L202 103V101H201V99L199 100V98H198V102H197V97H199L198 96V93H196V89L193 87V85L192 86H190V83H188V85H189V87H190V92H192L193 90L195 91V93L194 92H192V93H190L189 94V96L191 97H189L190 99H189V101L191 100L192 101V99H196L195 101L193 100L192 102H191V105H192V103H193V106L195 107V109L197 110L196 111V113L198 114H196L197 116H199V117H197L199 120H201L203 123H204V121H205V123H204V126H205V128L207 129V131L209 132V134L211 135V138L213 139V138H215V137H213V136H216L217 138H215V139H217L216 141H214L213 143H215V147H217V145L218 146H220L219 147V151H220V153H221V160H224V161H222V163L223 162H226V161H228V162H230V163H232V165H233V168H234V170L235 171H237V173L239 172L240 173V175L242 176V174H244V176H243V178H245L246 180L248 179L249 181L247 182V184H248V189H246V187L244 188L246 191L243 193V190L242 189H239L238 187H237V185L239 186V185H241L242 183H240V182H238V181H236L237 183H240V184H237V183H235V181L231 184V185H229L228 183L226 184V182L224 181V183L222 182V180H224V175H223V172L224 171H222L221 169H222V165H221V167H220V164H222L220 161H217L216 159H217V157L215 156V154H214V152H213V154H211V155H209L208 157H204V160L202 159V158H200L199 159V161L197 162V164L195 163H193L194 162V160L190 157L191 156V154H188V158H187V155H186V153H188V152H191V153H193L194 151L193 150H196V149H194V147H198V145H196L197 144V142L200 144V143H202L203 142V137H202V135H200L201 133H199V131H198V133H195V132H193L194 134L192 135L193 137H194V135L196 136H199V138L196 136L195 138H193V137H191V134L192 133H188V132H184L183 133V136L186 134V133H188V134H186V136L184 137L187 141H192V145H190L191 146V148H192V150L191 151H188V152H186V151H183V154H182V151L180 150V156L181 157H184L185 155H186V161H187V164L188 165H190L189 166V169H186V172H183L185 175H180L179 173L181 172V171H179V170H177L178 169V166H180V165H178V164H180V161L178 160V161H174V163L173 162H171V163H168L167 162V160H166V158H163V159H161V153H158L160 156H157V157H159V161H158V163L160 164V166H159V168H157V170H158V172H159V174L162 172V171H164L165 173H161V176L160 177H162V175H164L162 178H160L161 180L163 179V178H165V180L163 179V181L164 182H168L169 184L172 182V184L171 185H169V186H167V183L166 184H164V182H161V183H163L164 185H162L160 182H159V178H157L158 176H159V174H157V176L155 175V173H154V175L156 176V178L157 179H159V180H157V182L160 184V185H162V186H164V187H162L163 188V192H168L167 190H170L171 189V187H172V185H173V188H174V191H173V188L171 189V191H169V192H171V195L172 196H179L180 197V194H181V192L182 191H184L181 195L182 196H185V194L186 193H188L189 195H191V196H195V195H197V197H189V195H188V199L190 200H192V199H194V200H197L198 199V197H200V196H203V198L201 197L200 199L202 200V199H204V200H207L208 201V203L205 201H203L202 202V204H201V202L199 203L200 204V206L199 207H201L202 206V210H205L206 208L208 209V210H205V211H207L206 212V214L204 213V214H202L203 212H201V215H202V217L201 216H199L200 218H198V216H197V211H199V209H201V208H198V210H194L195 208L197 209V207L196 206H198L199 204H197L193 209H192V211L194 210V212L195 213H193V212H191V211H187L188 209H189V207H190V210H191V204L192 203H198V201H194V200H192L193 202L190 204V202H191V200L189 201V207L188 206H186V207H188V209L186 208L185 210L186 211H184V209H183V207L185 206V205H187V204H185V203H187V202H185L184 200L186 199V198H184V200H182L183 198H182V196L180 197V198H178V200L176 199V197H175V201H179V202H176L175 203V201H174V204H176L178 207H179V209H177L178 210V212H176L177 210H176V208H174L173 209V206H171V205H169V206H171V208L168 206V209H167V206L164 204V205H159V206H156V204H155V208L154 207H151L150 208V206H154V197L150 194V189L148 188L149 187V185H151L153 182V180L151 181L150 179H149V177H148V179L150 180V182H152V183H149L148 182V184L146 183V185L144 184L145 183V181L147 180H141V181H144V183H142L141 181H139L140 183L139 184H137V181H135V180H131L132 182L131 183H133L131 186H130V180H129V182H127L128 181V176H130V174L131 175H133L134 177L136 176V174L135 173H133V172H135L136 170L134 169V171L133 172H129V171H131L132 169H128L127 170V172H129L130 174L125 178V176H124V179H122L121 178V180H119L120 179V177L121 176H119L118 174H121L120 172H115V171H118L117 170V168H115V166L116 165H113V164H115V162H114V160H113V158L111 159V157H107V159H105V160H103L102 159V161L100 160L101 158H99V155H98V158H97V151L96 150H94L93 148H91L92 150H89V152H90V154L88 153V151H85V150H82V146H80V147H77V148H72V150H71V148L70 149H68L67 150V152L66 151H64V150H56V152H55V148L53 147V149H54V152L52 153L53 155H55V156H57V158L58 159H60L61 161H63L64 163H65V161L67 162V163H65V164H67L66 166H65V168H63V166L62 167H58V168H55V170H54V167H51L53 170V172L54 173H52L53 175H51V177H53V178H55L56 177V181L54 180V179H52L50 176V178L52 179V184H53V180H54V184H53V186H51V188L53 187L54 189L56 188V186H57V189H59L60 187H61V185H63V181H64V185H63V187H64V189L63 188H60V189H62V191L59 189V196H61L62 198H63V195H66L67 197H69V195H72V196H70L69 198H67L66 196H64V200L61 198H58L56 195L55 196H53L52 198H54V202H55V204H56V201H58L59 199H60V201L59 202H61L62 200V202L65 204H63L62 202H61V205H58V206H60L61 208L59 209V211H56V210H58L57 209V205H54V206H56V208L55 209H53L54 207H51V206H53V205H51V204H53L54 202H53V199L50 201V203L51 202H53V203H51L50 205L51 206H49V201L47 202V201H45V202H47V203H45L44 202V204H45V206H44V204H43V202H42V205L46 208V210H47V215H46V217L45 218H43L44 219V221H45V223L46 224H48V223H50V222H53V221H57L58 223H59V236H60V238L63 236H65V238H63V240L65 239L66 241H68V242H71L70 244H66L62 239H60L59 238V240H58V242H55V243H57L58 245H61V246H64L65 247V245L67 246L66 248L67 249H65L64 247H63V253L65 252V254H63L62 253V247H61V249H59L61 252H59V250H56V249H58L60 246H58L57 244H55L54 245V243L52 244V245H50L49 247L48 246H46V247H48L49 249L47 250L46 249V247H45V245H44V240L46 241V237L48 236L46 233H45V231H43L41 228H40V230H38L39 229V227H40V225H39V223L37 222V220H35V219H33L31 216H32V213L30 212L31 211V209L30 210H28L29 209V207L28 206H25V208H26V215L28 216V218H29V220L32 222L33 221V223L31 224L32 225V229H34L33 231V234L31 235V236H29V233L26 231V230H23V228H21L22 230H19L18 229V227L20 228V227H23V226H20L19 224H21V221H18V219L17 218H13L12 216H9V214L7 213L6 214V210H4V208H3V212H4V214H2L3 212H1V216L2 215H6V217H5V220H7V219H10V218H8V217H12L11 219H14V221H12L11 219L10 220H7V221H5L1 216H0V223H2L3 224V226H2V224H1V228L2 229H4L5 227L6 228H8L6 231H8L9 229H11V228H13V229H11V230H13V233L12 232H10L11 230H9L8 232H6V231H4V230H1L0 229V237L2 238V241H0V250H1V252L2 253H0V259H1V261L4 259V258H7L8 259V262H7V260L5 259V260H3V262L4 261H6V262H4V264H18L20 261V263L19 264H32L33 262L34 263H36V264H57V263H60L61 264V261H62V264H64V262L66 261L65 259L66 258H69V259H72V260H75V264L76 263H78V264H90V263H92V261L90 260V258L92 257V260L94 261V262H96V264H102V260H104V262H107V261H109V257H110V261H111V259L112 258H114V260H116V259H119V261H117L118 263L117 264H123L124 263V261H125V263L126 262H129L130 261V263H133V264H138V262H141V264H153L154 262H156V263H154V264H157V263H159V264H174L173 262L174 261H176V259L178 260V259H181V256L183 255L184 256V254H187L188 253V256H191L192 255V253H193V256H191V257H193V259L191 258V257H189L188 259V261L190 262L191 260H192V262H190L191 264H196L197 263V261L199 260V261H201L200 263L201 264H216V263H218L217 261H215L214 262V260H213V258H215V256H213V258L210 256V258H209V256L208 255H210V253H211V250H210V248L213 246V248H212V250H214V243L217 241V243L220 241V240H222L221 241V244H223V245H227V246H229V250L232 248V250H230V251H232V252H234L235 250L237 251V249L238 248H235V250H233L234 249V247L236 246V244H240L241 245V247H239L238 245H237V247H239V249H238V253L240 254V256L241 257H245L243 254H246V257L244 258L245 260H247V257H248V262L250 263V264H264V223H263V221H264V217H263V215H264V213H262V212H264V200H263V198H262V196H264V89H263V87H264V66H262L263 64H264V56H263V54H264V16H262L264 13H263V11L264 10H262V9H260V8H262V6H264V0H261L263 3H260L261 1H259V0H254L253 2L254 3H252V4H255L254 6L252 5L251 6V2H252ZM255 1H257V3H255ZM189 3V4H186V3ZM243 2H245V3H243ZM210 3H211V6H210ZM212 3L214 4V7H215V9H219V11H221V9H222V14H221V12H219L218 10H215L214 9V7H213V5H212ZM237 4V5H236ZM251 7V8H256V11L257 12H259L260 13V11H261V14L260 15H258L259 13H256V12H254V10L253 11H251V8L248 6V5ZM257 4V5H256ZM263 4V5H262ZM185 5H188L187 6V10L190 12V14L192 15V16H194L196 13H197V11H196V8H195V6H194V4H193V2H192V0H187V1H185ZM190 5H191V8H189L190 7ZM259 5L261 6L260 8H259ZM223 6H224V9H223ZM245 6H247V9L248 10H250L249 12L247 11V9H245L246 7ZM258 6V7H257ZM194 7V8H193ZM213 7V8H212ZM244 7V9H245V11H244V9H242ZM206 8V9H205ZM257 8H259V11H258V9ZM210 9V10H209ZM214 11V13H213V11ZM193 12H192V11ZM207 11V12H206ZM208 11H211V17H210V20L208 19L209 18V14H206V13H208ZM226 12V16H225V12ZM216 12H217V14H216ZM245 12H246V14H245ZM194 13V14H193ZM213 13V14H212ZM248 13V14H247ZM256 13V14H255ZM263 13V14H262ZM219 14V15H218ZM222 16H221V15ZM229 14V16H227ZM252 14H254V15H252ZM203 15H204V18H205V16H206V19H208L209 21L208 22H210L209 24H208V22L207 21H205L206 19H204L203 18ZM214 15V16H213ZM215 15L217 16V17H215ZM221 16V18L222 19H220L219 17ZM224 16H225V18H224ZM250 16H252L253 17V19H251L252 17H250ZM258 16H260V17H258ZM215 17V18H214ZM250 17V18H249ZM224 18V19H223ZM228 18V19H227ZM256 18V19H255ZM200 19V20H199ZM203 19H204V21L205 22H203ZM213 19V20H212ZM226 19V21H224ZM235 19H236V21H235ZM222 23H221V22ZM224 22V23H223ZM227 22V23H226ZM262 22V23H261ZM225 23H226V25H225ZM228 23H229V25H228ZM232 23V24H231ZM204 24H207V25H204ZM211 24V25H212ZM227 25H228V28H227ZM236 25V26H235ZM253 27V28H251V27ZM229 27H231V28H229ZM238 29H237V28ZM248 27H250V28H248ZM234 28V29H233ZM236 28V29H235ZM226 29L227 30H229V33L230 32H233L234 31V33L233 34H229L228 35V31H226ZM233 29V30H232ZM230 30H232V31H230ZM254 30H255V33L257 34H255L254 33ZM244 32V33H242V32ZM227 32V33H226ZM237 34H236V33ZM241 32V33H240ZM258 32H259V34H258ZM227 35H226V34ZM240 34V35H239ZM242 34L244 35V36H242ZM226 35V36H225ZM231 35V36H230ZM248 37L247 39H252V40H250V42H249V40H246V37ZM260 36H261V38H260ZM204 37V38H203ZM239 37H242V38H239ZM228 38H231L232 39V43L231 44H234V42H235V44H236V46H235V44H234V46H231V45H229L228 44ZM258 38V39H257ZM259 38H260V40H259ZM201 41H202V45L203 44H205V45H207V46H210L211 44H210V40H208V37H206V35L205 34H203L202 36H201ZM205 39H207V40H205ZM224 39H226V41L224 40ZM233 39H234V42H233ZM237 39V40H236ZM244 41H243V40ZM254 39H257V40H259V41H254ZM221 40H222V42H221ZM241 41V42H239V41ZM228 41V42H227ZM238 41V42H237ZM247 41V42H246ZM209 42V43H208ZM251 44V46H249L248 48L246 47V50H245V48L243 49V44L245 45V46H247V45H249V43ZM219 43L220 44H224V46H225V49H226V51H224V54L222 53V55H221V51L223 50V48H224V46L223 45H219ZM242 43V44H241ZM248 43V44H247ZM241 44V45H240ZM247 44V45H246ZM261 44V45H260ZM216 45V46H215ZM218 45V46H217ZM253 45V46H252ZM260 45V46H259ZM219 46H223V48L222 47H219ZM206 47V46H205ZM216 47H218L221 51L220 52H217V50H219L218 48H216ZM229 47V48H228ZM233 47V48H232ZM261 47V48H260ZM230 48H232V49H230ZM260 48V49H259ZM224 49V50H225ZM229 50H231V52L229 51ZM244 50V51H243ZM259 50V51H258ZM260 50H263L262 52H260ZM239 51H241V52H239ZM256 51H257V53L259 52V53H262V55L261 54H258L259 56H257V53H256ZM229 52V53H228ZM218 53V54H217ZM227 53L228 54H230V53H232V55L230 54V55H228L227 56ZM244 53H246V54H244ZM248 53V54H247ZM256 54V55H255ZM250 57H249V56ZM219 56V57H218ZM227 56V58H225ZM218 57V58H217ZM223 57V58H222ZM248 57V58H247ZM256 57V58H255ZM230 58H232L231 60H230ZM247 58V59H246ZM252 58V59H251ZM258 58V59H257ZM262 60H261V59ZM220 59H222V60H220ZM219 60L221 61L220 63H219ZM224 60V61H223ZM263 62V63H261V61ZM223 61V62H222ZM232 61V62H231ZM246 62V63H245ZM260 62V63H259ZM223 63V64H222ZM228 63V64H227ZM222 64V66H220V65ZM225 64L227 65L226 67H225ZM88 65V64H87ZM215 65V66H214ZM218 65V66H217ZM229 65V66H228ZM26 66V65H25ZM24 66V67H25ZM29 66V67H28ZM35 65L33 64V63H31L30 64V62H29V64H28V62H27V67H25V69L24 70H28V71H32V72H34L33 71V69L35 68L34 67ZM32 67H34L33 69H32ZM215 67H219V68H215ZM223 67H225V68H227V70H222V68ZM225 68H223V69H225ZM32 69V70H31ZM88 73H86V77L84 78V80H83V82H84V84H85V88L87 89H89L90 88V90L92 89V87H93V82L94 81H98V82H100L101 83V87L104 89V92L110 97V98H113V99H115V98H117V99H125V96H124V94L119 90V88H118V86L117 85H115L114 83H111V82H109V81H107L105 78H103V76L100 74V72H98V71H95L94 69H91L89 66H88ZM246 69V71H244V70ZM27 70H26V73L24 72V77H28L29 75H25V74H31L32 72H28L27 73ZM76 70H78V71H81L82 70V66H77L76 67ZM230 71V73H229V76H233V77H231V82H230V80L228 79V78H230L229 76H228V72ZM223 71V72H222ZM228 71V72H227ZM55 71L53 70V73H54ZM223 73H227L226 75H220V74H223ZM231 73H232V75H231ZM39 74V75H38ZM37 75H35L36 76V78H34L33 80H34V84H33V86L35 87V88H37V89H41V88H43V86L45 87V86H47V87H49V88H52V87H54V86H56V85H58V84H60L62 87H63V89H65L66 91H70L71 92V88H70V80H66V79H64V78H62L58 73V75L56 74V73H54V75L53 76H51V77H49V76H46V75H44V74H41V73H38ZM259 74V75H258ZM261 74V75H260ZM263 74V75H262ZM90 75V76H89ZM221 76H222V78H221ZM225 77V78H224ZM226 77H228L227 78V80H226ZM252 77V78H251ZM259 78V79H258ZM206 79V82H205V86L207 85V91H208V84H206V83H208V80H207V78H205ZM225 79V80H224ZM233 79V80H232ZM234 79H235V81H234ZM241 79V80H240ZM258 79V80H257ZM262 79V80H261ZM243 80V81H242ZM222 81H223V83H222ZM225 81V82H224ZM229 83H228V82ZM254 81V82H253ZM259 81V82H258ZM26 82H27V80H26ZM221 82V83H220ZM235 84H234V83ZM239 82V83H238ZM241 82V83H240ZM225 83V84H224ZM38 84V85H37ZM224 84V86H222ZM227 84V85H226ZM228 84H230V86H231V88H230V86L229 87H227L228 86ZM233 84V85H232ZM238 84V85H237ZM244 84V86H243V88L241 87L242 85ZM38 86V87H37ZM234 87V89H235V94H233L234 93V91H232L233 89V87ZM2 87V88H1ZM194 89H193V88ZM223 87H225V88H223ZM4 88V86H0V90L1 89H3ZM193 90H192V89ZM223 88V89H222ZM231 89V91H232V94L229 92L230 90L229 89ZM237 88V89H236ZM241 88V89H240ZM239 89V90H238ZM259 89H261V90H259ZM241 90V91H240ZM255 90V91H254ZM239 91V92H238ZM244 91H245V93H244ZM247 91V92H246ZM217 93V94H216ZM229 93L231 94V95H229ZM243 93H244V95H243ZM252 93V94H251ZM196 94H197V96H196ZM236 94H237V96H236ZM216 95V96H215ZM233 95V96H232ZM257 95V96H256ZM229 96V97H228ZM232 96V97H231ZM254 96V97H253ZM193 97V98H192ZM244 97H246L247 99H246V101H245V99H244ZM215 98V99H214ZM223 98V99H222ZM26 99V98H25ZM29 99V97H27V99L26 100H28ZM218 99V98H217ZM224 99H226V100H224ZM238 99V100H237ZM222 100H223V102H224V104H223V102H222ZM228 100H230V102L228 101ZM252 100V101H251ZM201 101V102H200ZM216 103H215V102ZM226 101L227 102H229V103H231V105H229V103H226ZM222 102V103H221ZM233 102V103H232ZM243 103V104H240V103ZM255 102V103H254ZM195 103V104H194ZM200 103V104H199ZM246 103V104H245ZM249 103V104H248ZM26 104V105H25ZM227 106H226V105ZM252 104V105H251ZM220 105V106H219ZM236 105V106H235ZM250 105V106H249ZM197 106H198V109H197ZM229 106V107H228ZM238 106V107H237ZM200 107V108H199ZM219 107L221 108V109H223L222 107H224V109H225V107H228V108H230V109H228V108H226V110H228V112H225L224 111V109H223V111L221 112L220 111V109H219ZM232 107H236L235 109L233 108L232 109ZM245 107V108H244ZM203 108V109H202ZM238 108V109H237ZM199 109H201V110H199ZM232 109V110H231ZM202 110L204 111L203 113H200V112H198V111H201L202 112ZM35 111H36V106H35V103L33 102V100L30 98L28 101H26V103H25V101H24V114L25 115H27L26 116V119H29V120H35V122H36V125L38 126L39 125V122H40V120H39V118L36 116V114H35ZM230 111H233V114H235V115H232L231 113L232 112H230ZM236 111H238V112H236ZM245 111V112H244ZM6 112H8V113H6V114H4V117H3V115H1L2 117V119L3 118H5V120H8V115L7 114H10V112L8 111V109H7V111ZM224 112V113H223ZM239 112H241L240 114H239ZM254 112V113H253ZM256 112V113H255ZM12 113V112H11ZM175 113L176 112H174V114L173 113H171V117H174V118H176L177 117V114L175 115ZM223 113V114H222ZM251 113V114H250ZM201 114H202V116H201ZM230 114H231V117H230ZM238 114H239V116H238ZM5 115H7V116H5ZM176 117H175V116ZM220 115H222V116H224V118H221L220 117ZM245 115V116H244ZM249 115V116H248ZM205 117V119L203 120V118ZM221 118H219V117ZM236 116V117H235ZM244 116V117H243ZM88 117V116H87ZM90 117H88V119H89ZM173 118V119H174ZM196 118V119H197ZM211 122V123H214V125H212V124H210V122L209 121H207V119ZM227 118V119H226ZM233 118V119H232ZM235 118V119H234ZM240 118V120H238ZM84 120H83V122L80 124L81 126H82V128L83 129H85V130H88V132L89 131H95L96 133H97V131H96V129L94 128L95 126H92V125H94V122H93V120H92V118H90L89 120L86 118V114H84V118H83ZM87 119V120H86ZM196 119H192L191 118V120H190V118H189V120L186 122L187 123V125L189 126V124H190V126L191 125H193V123L194 124H196ZM221 121H220V120ZM230 119V120H229ZM86 120V121H85ZM194 120V121H193ZM215 120V121H214ZM237 121V123H236V121ZM243 122H242V121ZM90 121L92 122V123H90ZM219 121H220V123H219ZM240 121V122H239ZM241 123V124H239V123ZM86 123V124H85ZM89 123V124H88ZM217 123V124H216ZM228 123V124H227ZM233 123V124H232ZM174 124H176V122H173V125ZM243 124H245V126L243 125ZM211 127H210V126ZM236 125V126H235ZM85 126V127H84ZM175 126V125H174ZM187 126V127H188ZM231 126V127H230ZM243 127L244 126V128H246V129H242V130H240V132H245V133H243V135L241 134L240 135V132H238L237 130H239V128L238 127ZM209 127V128H208ZM225 127V128H224ZM217 128V129H216ZM224 128V129H223ZM232 128V129H231ZM235 128V129H234ZM236 128H238L237 130H236ZM240 128V129H241ZM223 129V130H222ZM225 129H229V131H230V133L228 134V131L227 130H225ZM231 129V130H230ZM234 129V130H233ZM211 130V131H210ZM219 130V131H218ZM224 130H225V132L227 131V133H224ZM233 130V132H231ZM217 131V132H216ZM215 132H216V135H215ZM221 132H223L224 133V135H223V133H221ZM231 133L233 134V136H234V134H237V136L239 135V136H242V137H232L231 136ZM239 133V134H238ZM219 134H221L220 136H219ZM225 134H227V136L225 135ZM244 134H245V136H244ZM99 135V134H98ZM154 135H156L158 138H161V137H163V136H160V135H157L156 133H153V139H157L156 137H154ZM189 135H190V137H191V140L189 139ZM229 135V136H228ZM225 136V138L227 139V141L228 142H224V141H226V139L225 138H223ZM230 136H231V140H230ZM200 137H201V139H200ZM219 137V138H218ZM170 138H172V140L174 141V143H177V141H178V138H176V137H170ZM233 138H234V140H233ZM235 138H239V139H235ZM176 140V142H175V140ZM189 139V140H188ZM193 139H194V141H195V144H194V141H193ZM198 139V140H197ZM219 139H220V141H221V139H222V142L223 143H221L220 141H219ZM229 139V140H228ZM171 140V143L169 142V151L171 150V148H172V150L174 151L175 150V148L177 147L176 145L177 144H175L174 145V143H173V141ZM202 140V141H201ZM233 140V141H232ZM197 141V142H196ZM229 141H231V143H229ZM236 141V143L234 144V142ZM216 142H218V144L216 143ZM223 144L224 146L225 145H228V146H225L227 149H224V152H222L223 150V148H225L223 145H221V144ZM225 143V144H224ZM229 143V144H228ZM171 144H172V146H174L175 148H173L172 146H171ZM220 144V145H219ZM233 146V144H234V146L232 147L231 145ZM2 145H4V147H8V146H12V141L11 140H5V142H3L2 143ZM193 145H195V146H193ZM193 146V147H192ZM200 146V145H199ZM82 147V148H81ZM231 148V150H229V152L231 153H229L227 150L229 149V148ZM88 148V147H87ZM199 148V147H198ZM221 148V149H220ZM81 149V150H80ZM84 149V148H83ZM89 149V148H88ZM51 150H52V148H51ZM69 150H71V152L70 153H72V152H74L75 151V153H73V156H72V154H71V157L70 156H68V155H70V153L68 152ZM53 151V150H52ZM94 151H95V153L96 154H94ZM176 151V150H175ZM197 151V150H196ZM200 150H198L197 152H195V153H193V155H196V153H198ZM228 153H227V152ZM55 153V154H54ZM157 154V155H158ZM88 155V156H87ZM224 155V156H223ZM228 155V156H227ZM94 156H96L95 158H97V160L96 161H91L92 159L93 160H95V158H94ZM233 156V157H232ZM73 157V158H72ZM80 157V158H79ZM167 157H169V156H167ZM212 157H213V161H212ZM223 157V158H222ZM74 158H75V160H74ZM85 158V159H84ZM91 158V159H90ZM191 158V159H190ZM211 160H210V159ZM215 158V159H214ZM229 158V159H228ZM205 159L207 160L206 162H208V159H209V163H210V166H209V164L208 163H205ZM233 159V160H232ZM236 159H238V160H236ZM68 160H69V162H68ZM79 160V162H77V161ZM87 160H88V162L89 163H87ZM201 160H203V161H201ZM97 161H98V164H99V167L97 166L98 164H96L97 163ZM103 163V164H101V162ZM193 161V162H192ZM236 161V162H235ZM242 161V162H241ZM81 162V163H80ZM87 164H89V165H91L92 166V168H91V170L93 169V168H96L97 167V169H100V170H102V171H100V170H95L94 171V169L92 170V171H94V172H91V170H90V172H91V175L88 173V171L89 170H87V172L85 171L86 169H89L88 168V165L87 166H85L86 165V163ZM93 162H95V164H93ZM191 162V163H190ZM211 162H213V163H211ZM215 162V163H214ZM218 162H220V164L218 163ZM77 163V164H76ZM83 163V165L85 166V167H87V168H85L84 170H83V165H81ZM176 163V164H175ZM218 163V164H217ZM238 163V164H237ZM242 163V164H241ZM212 164L215 166V164H216V168L215 167H213L212 166ZM241 164V165H240ZM70 165V166H69ZM77 165H79V166H77ZM81 165V166H80ZM100 165H102V166H100ZM175 165H176V167H177V169H176V167H175ZM178 165V166H177ZM194 165H201V168H200V166H197V167H195ZM209 167H207V166ZM218 165V166H217ZM239 165V166H238ZM48 166V165H47ZM68 166V168L70 169H72L73 171H71V169H70V171H69V169L68 168H66ZM96 166V167H95ZM157 166V165H156ZM206 168H205V167ZM240 166H242V167H240ZM245 166V167H244ZM37 167H39V166H37ZM42 167V166H41ZM40 167V168H41ZM49 166L48 167H46V168H50ZM78 167H81L80 169L78 168ZM101 167L103 168V169H101ZM217 167H220V168H217ZM239 167H240V169H239ZM50 168V169H51ZM60 168V170H58ZM78 168V169H77ZM180 168V167H179ZM197 168V169H196ZM201 170H200V169ZM209 169L210 171L211 170H214V171H211L212 172V174H213V172H215L214 173V176L213 175H210V176H213L214 177V180L212 181L211 179H213V177L211 178V177H209V176H206L207 177V179L209 180V178H211L210 180L214 183L215 182V180L217 179V181L216 182H222L221 183V185H217V183L215 182L214 184H216L217 186H221L222 187V189H220L221 187H219V189L220 190H222L221 191V196H224L225 194V197H219V195L217 196L216 194H218L217 193V191H216V193H213V191H215V190H213V188L211 187L212 185H213V183L210 181V183H208L209 181H207L206 179H203L200 175H202L203 176V170L204 169ZM210 168H212V169H210ZM237 170H236V169ZM49 169V170H50ZM66 169H68V172H67V170ZM107 169V170H106ZM116 169V170H115ZM173 169H176L177 171H178V173L177 174H175L174 172H177L176 170H174V172H172L171 170H173ZM194 169H196L197 170V173H194L193 172V170ZM215 169L217 170V171H215ZM219 169H220V172H219ZM242 169V170H241ZM40 171L39 170V168H37L36 169V171ZM64 170L66 171V172H64ZM77 170V171H76ZM160 170H162V171H160ZM36 171H35V173H36ZM42 171H43V173H42ZM46 171V170H45ZM44 169H43V167H42V170L40 171V173L41 174H38V173H36V174H38V175H36L39 179H42V178H46L45 176H44ZM51 171V170H50ZM51 171V172H52ZM61 171V172H60ZM63 171V172H62ZM82 173H81V172ZM97 171L98 172H102V174H103V172H104V175L105 176H103V175H101V173H97ZM105 171H108V172H106L105 173ZM190 172V174H191V176H188L189 174V172ZM191 171H192V173H191ZM202 172V174H201V172ZM55 172H57V175L58 174H60V177H63V179H60V177H58L57 175H55ZM60 172V173H59ZM71 172H73V175H71V176H74L75 174H77V175H75L76 176V178H77V180H73L72 178H74V177H70V173ZM74 172H75V174H74ZM77 172V173H76ZM114 172V173H113ZM151 172V171H150ZM171 172H172V174H171ZM188 172V173H187ZM199 172V173H198ZM216 172H219V174L217 173V175H216ZM65 173V174H64ZM82 175H81V174ZM87 175V176H85V174ZM94 173H96V174H98V175H100V176H98V175H96V176H93V174ZM113 175H112V174ZM187 173V174H186ZM225 173V172H224ZM83 174H84V176H83ZM109 174H110V176H109ZM135 174V175H134ZM152 174V173H151ZM177 177L178 175L180 176V177H182L183 178V180L185 181V179L187 178V180L185 181L186 182V185H185V183H184V181L183 180H181L180 179V177H174V175ZM200 174V175H199ZM211 174V173H210ZM41 175V176H40ZM43 175V176H42ZM78 175H80V176H83V177H81V178H83L84 180H89L90 178L89 177H91V182L90 181H88L89 182V184H88V182H84V180H80V179H78L79 177H77ZM95 175V174H94ZM111 175L113 176L112 178H109V177H111ZM116 175V176H115ZM117 175L119 176L117 179L119 180V182H124L125 184H121V185H119L118 184V180L115 178V179H113L114 177H117ZM140 175V174H139ZM187 175V176H186ZM222 176V177H220V176ZM263 177H262V176ZM109 176V177H108ZM185 178H184V177ZM247 176V177H246ZM48 176H47V178H46V184H47V180H50V178H49ZM87 177V178H86ZM99 177H101L100 179H98ZM109 178V181H108V179H105V178ZM122 177H123V175H122ZM147 177V176H146ZM189 177H190V180H189ZM194 177V178H193ZM196 177H198V178H196ZM209 177V178H208ZM262 177V178H261ZM58 178V179H57ZM66 178L68 179L67 181V183H65L66 182ZM86 178V179H85ZM89 178V179H88ZM174 178V179H173ZM175 178L177 179L176 181H175ZM179 178V179H178ZM193 178V179H192ZM202 178V179H201ZM204 178H205V175H204ZM235 180H237L238 178H237V176H235ZM241 178V177H240ZM243 178H241V179H243ZM116 182H114L113 180ZM126 179V180H125ZM145 179V178H144ZM169 179V180H168ZM196 179H197V181H196ZM219 179H220V181H219ZM240 179V180H241ZM245 179H243L244 181H245ZM61 180V181H60ZM63 180V181H62ZM69 180H70V183H69ZM71 180H73V181H75V182H73L72 181V183H71ZM86 180V181H87ZM97 180H98V182H97ZM100 180V181H99ZM168 180V181H167ZM180 181V184L179 183H177V182H179ZM191 180H193V181H195L196 182V184H192L190 181ZM205 180V181H204ZM239 180V179H238ZM43 181H45V180H43ZM61 182V184H60V182ZM76 181H77V183H79V184H77L76 183ZM102 181V182H101ZM107 181L111 184H109L108 186L106 185V184H108L107 183ZM148 181V180H147ZM171 181V182H170ZM207 181V182H206ZM255 181V182H254ZM49 182V185H50V181H48ZM55 182H57V185L56 186H54L56 183ZM85 183L86 185L85 186H83L84 187V192L83 193H85L84 194V196L82 195L81 197L82 198H84V199H87L88 197H87V193H86V190L88 191V195H89V193L95 198V196L92 194V193H94V192H96L97 193V191H98V187L96 188V186H100V185H103V183L107 186V187H109V188H107L105 185V188H104V190L107 192V189L109 190V189H111V188H113V186H112V184L115 186V185H117L118 186V188H117V186L116 187H114L115 188V194H117V192H118V194H121L122 196H123V198H122V200L123 201H125V202H127V201H129L127 204L128 205H131V203H134V204H132L131 206H133V207H135L136 205V207H135V209L137 210L138 208H139V210H137V211H139V212H141V210H143L141 213H139L138 214V212H134V211H136V210H134V208L133 209H131L130 208V206H128L127 208H123V209H121V207L119 208V212L117 211V210H115V209H117L118 207H119V201L117 202L116 201V203H114V204H112V203H110V205H109V203H108V201H111V198L110 199H108L107 200V202H105L104 201V198L103 197H105V200H106V194L108 195V196H113V194L111 195V193H110V190L107 192V193H105V195L104 194H100L101 196V198L99 199V198H97V199H92V201L94 202V201H98L99 202V204L97 205V203L95 204L96 205V207L97 206H99L100 208H101V206H100V204L101 203H103V204H105L110 210H104V209H102V208H106V206L105 205H103V207L100 209L99 208V210H102V212L104 213V212H106V215L108 214L109 216H110V214H109V212H111V214H112V216H111V218H114V217H116L117 216V213H119V217L118 218H122V220L123 219H126L129 223L130 222H132V224L130 225L129 223H127V221H125V227L124 226H120L119 225V227H117V225L115 226V225H113V226H108V227H106V228H108L109 229V227H110V229L112 228L113 230H114V228L115 229H117L118 228V232H115V231H117V230H112L113 232V235L114 236H116L118 233H120V236H118V238H117V236L116 237H112V235H110V234H112V233H108L106 230V228L104 227H102L103 225H105V224H97V227L99 228L100 227V229H103L104 231H106L107 233L105 234V233H103V236H104V234H105V237L101 240V238H102V236H100L101 238H100V240H99V237L98 238H96V237H94L95 235H93V234H91L90 232H92V230L91 229H89L88 231H89V233H88V231H87V226H86V224L88 225V223L87 222H90V227H92V224H94L95 225V223H96V221L95 220H91V218L90 217H92L93 215L91 214V215H89L90 217V219H89V221H87L86 223L85 222H83V221H86V219L88 218V209H87V207L86 206H84V209L83 210H85V208H86V216L84 217V216H81V217H84L85 218V220L83 219V218H81V220H79L78 222H80V223H77V222H75L74 221V217L73 218H69L70 217V213L68 212L69 210H68V208H69V205H66V204H69V200L70 201H75L76 203V205L77 204H79V198H78V196H79V194L78 193H76V192H78L77 191V188H78V185H81V183ZM93 182V183H92ZM97 182V184H95ZM99 182H101L102 184H98ZM114 182V183H113ZM121 182V183H122ZM127 182V183H126ZM201 182V183H200ZM245 182V183H246ZM252 182V183H251ZM261 182V183H260ZM60 185H59V184ZM74 183H75V185L77 186H74ZM206 183H208L209 184V186H210V188H209V190H207V188L209 187L208 186V184H206ZM68 184V185H67ZM87 184H88V186H87ZM95 184V185H94ZM143 184V185H142ZM176 184H179V186L177 185L176 186ZM201 186H200V185ZM205 184V185H204ZM211 184V185H210ZM235 184V185H234ZM253 184H254V187L255 188H253ZM65 185L67 186V189H65L66 187H65ZM70 185V186H69ZM71 185L72 186H74L75 188H72L71 189ZM124 185L126 186H128V188L125 190V188L127 187H124ZM135 185H137V186H135ZM140 185H142V187L140 186ZM194 185V186H193ZM196 185H197V187H196ZM243 185V187L245 186V184L243 183L242 184ZM257 185V186H256ZM58 186H60V187H58ZM91 186H93V188L91 187ZM112 186V187H111ZM148 186V187H147ZM165 186L166 187H170V188H166L165 190H164V188H165ZM189 186H191V187H189ZM203 186H205V187H203ZM234 186V187H236V189L235 188H232V187ZM247 186V185H246ZM70 187V188H69ZM87 187H89V188H87ZM94 187H95V189H94ZM136 187V188H135ZM145 187V188H144ZM177 187H179L178 189H177ZM200 187V188H199ZM228 187V188H227ZM242 187V186H241ZM242 187V188H243ZM257 187V188H256ZM68 188L70 189V190H68ZM80 188V187H79ZM107 188V189H106ZM114 188L111 190V192H114ZM120 188V189H119ZM131 188H133V189H131L132 191H130V189ZM139 188H141V189H139ZM148 188V189H147ZM204 188V189H203ZM259 188V189H258ZM54 189H52V191L54 190ZM92 189V190H91ZM94 189V190H93ZM116 189H117V191H116ZM135 189V190H134ZM138 189V190H137ZM144 191H143V190ZM206 189V190H205ZM210 189H212V190H210ZM229 189L231 190V192L229 191ZM240 191H239V190ZM257 189L258 190H260V191H258V192H260L261 193V195H259V198H257L258 197V192H255V191H257ZM120 190V191H119ZM124 190V191H123ZM127 190H129V192L127 191ZM176 190H178V191H176ZM225 190V191H224ZM241 190H242V192H241ZM252 191V193L254 194L255 193V195H251V191ZM51 191V192H52ZM54 191H56V190H54ZM52 192V195L53 194H56L57 193V191H56V193L55 192ZM70 191H72V192H70ZM75 191V192H74ZM94 191V192H93ZM105 191H103V192H105ZM122 191V192H121ZM126 191V192H125ZM136 192V193H134V192ZM142 191V192H141ZM145 191H147V192H145ZM186 191V192H185ZM210 191V192H209ZM247 191H249V195H248V192ZM63 194H62V193ZM75 193V194H69V193ZM92 192V193H91ZM102 192V193H103ZM121 192V193H120ZM125 192V194H122V193H124ZM129 193V195H130V193L132 194V195H130L129 197L130 198H128V199H126V197L125 196H127L128 197V193ZM141 192V193H140ZM200 192H202V193H200V194H202V195H199V193ZM225 192V193H224ZM227 192V193H226ZM232 192H235L236 194H237V196H238V199H234V197H235V193L234 194H232ZM57 193V194H58ZM110 193V194H109ZM149 193V194H148ZM175 193H177V194H175ZM197 193V194H196ZM210 193H212L213 194V196L214 197H211L212 195L210 194ZM224 193V194H223ZM231 193V194H230ZM241 193H243V195L241 194ZM247 193V195H248V197L246 196V195H244V194H246ZM256 193H258V194H256ZM62 194V195H61ZM67 194H69V195H67ZM114 194V195H115ZM133 194H135V195H137V197H135V195H133ZM140 194L142 195L141 197H142V199L145 201L146 200V202H147V205L145 204V202L143 201V200H141L140 198ZM210 194V195H209ZM229 194V195H228ZM91 195H89V198H92V196ZM143 195L146 197V195H150L149 197H146V199L143 197ZM186 195V196H187ZM209 195V196H208ZM233 196L232 198H231V196ZM240 195H242V196H240ZM74 196H76V200H75V198H74ZM131 196H133L132 198H131ZM185 196V197H186ZM228 196V197H227ZM229 196H230V198H229ZM236 196V197H237ZM243 196H246V197H243ZM261 196V197H260ZM55 197H57L58 199L56 200L55 199ZM135 197V198H134ZM208 197V198H207ZM217 197H219L220 199H216ZM250 197H251V199H250ZM255 197H256V199H255ZM73 198V199H72ZM113 198V197H112ZM139 198V199H138ZM148 198H149V200H148ZM158 198V197H157ZM195 198H197V199H195ZM206 198V199H205ZM210 198H213V200L211 199V201H210ZM222 198H224L226 201H224V199L223 200H221ZM228 198V199H227ZM245 198V199H244ZM262 200H261V199ZM66 199H69V200H66ZM103 199V200H102ZM132 199V200H131ZM135 199V200H134ZM136 199H138V200H136ZM151 199H152V201H151ZM160 199V198H159ZM180 199L182 200L181 201V203H180ZM200 199H198V200H200ZM234 199V200H233ZM241 199H243L244 201H246V202H248V203H246L245 202V204H244V202L241 200ZM257 200V201H255V200ZM259 199H260V201H259ZM101 200V201H100ZM141 200V201H140ZM148 200V201H147ZM215 200H218L217 202L215 201ZM221 200V201H220ZM229 200H231L230 202H231V204L232 203H234V205L232 204V206L230 207V202H229ZM236 200H237V202L239 201V203H242L241 205V207L239 208V206L238 205H240L239 203H235L236 202ZM252 200V201H251ZM102 201H104V202H102ZM131 201V202H130ZM133 201V202H132ZM144 203H143V202ZM161 201V200H160ZM183 201H184V206H183ZM212 201H214L213 202V204H215L214 206H212L213 204H211L212 203ZM233 201V202H232ZM59 202H57L58 204H60ZM68 202V203H67ZM136 202V203H135ZM141 202V203H140ZM209 202H211V203H209ZM221 202V204L219 205V203ZM222 202H226V204H227V207L226 208H224L225 206H226V204L225 203H222ZM254 202L256 203V205L254 204ZM262 202H263V204H262ZM108 203V204H107ZM138 203V204H137ZM149 203H151V205H149ZM182 204V205H180V204ZM207 203V204H206ZM216 203L218 204V206L217 207H215L216 206ZM251 203H253L252 205H251ZM260 203V204H259ZM92 204H94V203H92ZM139 204H144L143 205V207L141 206V205H139ZM195 204H192V205H195ZM204 204V205H203ZM211 204V206L214 208L215 207V210L212 208V207H208L207 205H210ZM224 204H225V206H224ZM236 204H237V206H236ZM62 205H64L63 207H65L64 209H66L65 211H66V213H64L65 211H64V209L63 210H61L63 207H62ZM114 205H115V207H114ZM116 205H117V208H116ZM135 205V206H134ZM205 205L207 206V207H205ZM224 207H223V206ZM244 205V206H243ZM248 205V206H247ZM251 205V206H250ZM94 206V205H93ZM93 206H91V207H93ZM146 207V209L147 208H149V209H147V213H146V216H145V214H142L143 212H145V209H143V208H145ZM182 206V207H181ZM219 206H221V207H219ZM228 206L230 207V209H232V207H233V209H232V211L233 212H235L234 210L236 209V210H238V208H239V210L238 211H244V213H242L241 214V216H240V214H238L237 213V211L235 212V214H237V215H235L230 209V211L228 210ZM253 207V210H252V208H250V207ZM256 206V207H255ZM32 207V206H31ZM43 207V208H44ZM114 207V208H113ZM157 207H159L160 209H157ZM204 207H205V209H204ZM224 208V210L225 209H227L226 210V212H224V214H221V213H223V211L224 210H222V209H219V208ZM237 207V208H236ZM242 207H247V209L245 210L244 208H242ZM255 207V208H254ZM259 207L261 208V209H259ZM33 208V207H32ZM44 208V209H45ZM59 208V207H58ZM129 208V209H128ZM152 208H154V209H152ZM212 208V209H211ZM235 208V209H234ZM92 209H94V207L92 208ZM98 209V208H97ZM127 211H126V210ZM151 209L153 210L152 212H151ZM158 211H157V210ZM181 209H183V210H181ZM219 209V210H218ZM244 209V210H243ZM249 209V210H248ZM257 209H258V211H257ZM60 210H61V212H63L62 214V216H61V213H60V215H59V212H60ZM83 210H82V212H83ZM104 210V211H103ZM132 210H134V211H132ZM163 210H165V212L163 211ZM210 210V211H209ZM212 210H214L213 211V214H214V212H215V214H216V216H215V214L213 215L212 214ZM218 210V211H217ZM262 210V211H261ZM84 211V212H85ZM129 211V212H128ZM150 211V213H152V214H150V213H148ZM162 212V214L164 213L165 215H162L161 214V212ZM171 211V212H170ZM173 211V212H172ZM183 212V213H180V212ZM220 211V212H219ZM251 213H253L252 211H254V212H257V213H259V219H260V222H261V224H258L259 225V227H260V233H261V235H263V237L260 235L259 236V238L258 237H256L257 235L256 234H254V233H252L251 234V232L249 231H247V230H245L244 229V227H245V225L242 227V225L244 224V223H246V221L244 220L245 219V217H246V215H245V212H246V214H249L250 212ZM69 214H68V213ZM84 212H83V214H81V215H84ZM91 212V211H90ZM108 212V213H107ZM117 212V213H116ZM122 214H121V213ZM126 212H128L129 214H131L130 215V217H129V220H128V213L126 214ZM134 213V215H138L139 217H141V218H143V220L141 219V220H137V217H135L134 218V216L132 217V213ZM170 212V213H169ZM188 212V213H187ZM191 212V213H190ZM210 212H211V214H210ZM229 212H231L232 213V215L231 216H233V214L235 215L234 217H235V220H233L234 219V217H229V218H231L230 219V221H228V219H227V221L225 222L226 223V228H230V231L229 230H227L226 228L225 229H221L220 228V230L219 231H221L222 233H223V235H224V233H225V235H227V237H229V240H228V238L227 239H224V237H222V233L220 232V235H219V232H215V230H217V229H212L211 230V228H215V227H217L216 225H218L219 227H221L222 226V224L223 223H221V224H219V222H217V219L216 218H219V220H220V218L222 217V216H224L225 215V217H227L226 215L229 213ZM248 212V213H247ZM55 213H57V215L55 214ZM100 213H101V211H100ZM100 213H99V216L100 217H102L101 215H100ZM127 215H125V214ZM136 213V214H135ZM159 213L162 215V216H165L166 218H164V217H162V216H160L159 215ZM169 213V214H168ZM193 213V215H191ZM64 214H66V216L64 215ZM90 214V213H89ZM124 214V215H123ZM147 214H149L148 216H147ZM156 214L158 215V217L156 216ZM171 214V215H170ZM180 216H179V215ZM183 214V215H182ZM187 214H190V215H188L187 217H186V215ZM198 214H200V212L198 213ZM58 215L60 216V218L62 217V218H64L62 221H67V222H63L64 224H62V221H61V219H59V217H58ZM105 215V214H104ZM107 215V216H108ZM120 215H122V216H120ZM142 215V216H141ZM175 215H176V217H178V219L179 220H175L176 219V217H175ZM184 215H185V218H187V219H185L184 218ZM203 215H206V216H204V217H206L205 218V220H204V218H203ZM207 215L209 216V217H207ZM211 215H213L214 217H215V219L213 218V216L211 217V224H213L214 223V225L215 226H213V225H211V228L210 227H206V226H210V224L208 225V224H206V223H210V221L209 220H207V219H210V216ZM230 215V214H229ZM66 217V219H68V220H66L65 219V217ZM67 216H69V217H67ZM73 216V215H72ZM108 216V217H109ZM123 216H124V218H123ZM143 216H145V217H143ZM162 217V219L160 218V217ZM170 216V217H169ZM172 216H174V217H172ZM191 216V217H190ZM196 216V217H195ZM238 216V217H237ZM58 217V218H57ZM87 217V218H86ZM94 217V216H93ZM127 217V218H126ZM132 217V218H131ZM154 217H156V219L154 218ZM182 217L184 218V221H182L183 219H182ZM241 217V218H240ZM263 217V218H262ZM1 218L3 219V221H1ZM7 218V219H6ZM117 218V217H116ZM148 220H147V219ZM159 218V219H158ZM164 218V219H163ZM201 218H203L202 220L203 221H206V222H203V225H205V226H200L199 227V224L197 225V228L199 229L200 228V231H202V227H203V231H202V236H203V232H205V230L204 229H207V231L209 232H211V231H213L214 233H215V236H216V238H215V236H214V238H213V232H211V234L212 235H210L208 232H207V234L206 235H208V237H209V240L207 241V240H205V241H207L208 243L209 242H211L212 243V241L214 242V240H215V242L213 243V245L211 244L210 245V247L208 248V251H209V254L207 255V254H205V251L206 250H204V249H206V248H204V239L205 238H208V237H206L205 236V234H204V236L202 237L201 236V232L199 231H197V233L199 234V238H200V236L202 237V239L203 240H201V238L199 239V238H197V235L198 234H193L194 233V229H196V223H198V221L201 219ZM223 218V217H222ZM221 218V219H222ZM237 218H239V220L237 219ZM242 218H243V220H242ZM32 219V220H31ZM72 219V220H71ZM83 219V220H82ZM134 219V220H133ZM144 219H146V220H144ZM161 219V220H160ZM166 219V220H165ZM189 219V220H188ZM263 219V220H262ZM42 220V219H41ZM58 220H60V221H58ZM70 220V221H69ZM155 220H157V221H160V224L156 221L155 222ZM185 220H186V222H185ZM195 220V221H194ZM202 220H201V224H202ZM242 220V221H241ZM12 221L13 223H15V224H13L12 222V224H11V227H10V222ZM74 222L76 225H78L77 227H80L79 229L81 230V228L83 227V229H84V226H86L85 228H86V231H84V232H80L79 231V229L76 231V229H77V227H75V225H74V227H73V225L72 224H70V223H72V222ZM91 221H92V223H91ZM124 221V220H123ZM134 221H135V223H134ZM141 221V222H140ZM147 221H150V222H147ZM164 223V222H166L167 221V223H162V222ZM174 221V222H173ZM189 221V222H188ZM209 221V222H208ZM233 221H236V222H238L239 221V223L240 222H242V223H237V224H235L236 222H233ZM245 221V222H244ZM5 222H7V223H5ZM16 222H18L19 224H17L18 226H16ZM81 222H83L84 223V225H82V223ZM138 222V223H137ZM142 222H143V224H142ZM153 222H154V224H153ZM220 222H222V221H220ZM228 222H230L229 223V225L230 226H228L227 227V224H228ZM260 222H258V223H260ZM73 223V224H74ZM141 223V224H140ZM181 223L182 224H185V225H181ZM5 224H7V225H5ZM81 224V225H80ZM129 225V227H127L128 225ZM135 224V225H134ZM136 224H138V225H136ZM150 224V225H149ZM151 224H152V226H151ZM157 224H159L160 225V227L162 228H157V226H159V225H157ZM162 224V225H161ZM190 225V227L188 228V226ZM80 225V226H79ZM93 225V226H94ZM99 225V226H98ZM102 225V226H101ZM154 225V226H153ZM157 225V226H156ZM15 226H16V229H18V231L17 230H15ZM132 226H134V227H131ZM137 226H140V227H142L143 229H145V230H143L142 228V231H141V229H140V227L138 228ZM145 228H144V227ZM187 227V228H184V230H183V228L182 227ZM223 226H224V224H223ZM222 226V227H223ZM38 227V228H37ZM68 227H69V229H71V231L69 232V229H68ZM102 227V228H101ZM114 227V228H113ZM225 227V226H224ZM241 227L243 228V229H241ZM95 228V226L93 227V229ZM133 229L132 231H134L135 230V232H132L130 229ZM149 229V231L148 230H146V229ZM150 228H152V231L150 230ZM164 228V229H163ZM193 229V230H190V229ZM228 228V229H229ZM232 228V229H231ZM24 229H25V227H24ZM109 229V230H110ZM123 229V230H122ZM153 229H155V230H153ZM185 229H189L188 230V233L186 234L185 232H187V230H185ZM197 229V230H198ZM125 230V231H124ZM217 230V231H218ZM227 232H226V231ZM18 232V234H19V232H20V234H21V239L18 237L19 235H17V234H15V232ZM74 231V232H73ZM79 231V232H78ZM82 231V230H81ZM124 231V232H123ZM155 232V235L156 236H158V237H156L157 238V240L155 239V238H153V237H155L154 236V232ZM245 231V232H244ZM16 232V233H17ZM45 234H44V233ZM94 232V231H93ZM110 232V231H109ZM127 232V233H126ZM162 232V234L164 233V235H162V234H160ZM167 232H168V236L166 235L167 234ZM191 232H192V234H191ZM195 232H196V230H195ZM228 232H229V235L230 236H228ZM248 232V233H247ZM24 233H26V234H24ZM72 233V234H71ZM78 235L79 233L80 234H84L85 233V235L87 234V235H89V238H88V241H86V239L85 238H87L86 236H84L83 238H82V236H79L78 235V237L80 238H78L77 236H76V234ZM129 233V234H128ZM157 233H159V234H157ZM186 235H185V234ZM227 233V234H226ZM231 233V234H230ZM15 234V235H14ZM236 234V235H235ZM240 234V235H239ZM251 234V235H250ZM23 235L24 236H27V237H23ZM91 235L93 236V238L95 239H98L96 242L94 241V239L91 237ZM132 235H133V240L131 239L132 238ZM153 235V236H152ZM162 235V236H161ZM182 235H183V237H185V236H187L186 237V241H185V243L186 242H188V243H186L187 245H185L184 244V241H181V237H182ZM191 235V236H190ZM195 235V236H194ZM108 236H111V239L110 238H108L107 239V237ZM122 236V237H121ZM124 236H125V238L126 237H128L127 239H126V243L124 242L125 241V238H124ZM134 236H135V238H134ZM163 236H165V237H163ZM212 237V239H211V237ZM18 237V238H17ZM147 237V238H146ZM148 237H149V239H148ZM192 237H193V239L195 240L196 238L197 239H199V241L201 240L202 242L200 243L199 241H193V239H192ZM195 237V238H194ZM205 237V238H204ZM218 237V238H217ZM240 237V238H239ZM244 237V238H243ZM1 238H0V240H1ZM23 238V239H22ZM73 238L75 239H77L76 241L77 242H75V240H73ZM116 238H117V240H116ZM122 238V239H121ZM124 238V239H123ZM155 239V240H153V239ZM158 238H161V239H158ZM166 238V239H165ZM190 238V239H189ZM220 238V240L218 241L217 239H219ZM222 238V239H221ZM226 238V237H225ZM261 238V239H260ZM3 239H4V241H3ZM5 239H7V241L5 240ZM20 239V240H19ZM25 239V240H24ZM85 239V243H84V241L82 242L81 240H84ZM110 239V240H109ZM120 239V240H119ZM135 239H138L137 241H135ZM143 239V240H142ZM151 239H152V241H151ZM168 239V240H167ZM182 239H184V238H182ZM234 239H235V241H238V242H236L235 244H233L235 241H234ZM23 240V241H22ZM119 240V242L118 243H116L117 241ZM123 240V241H122ZM140 240V241H139ZM145 240V241H144ZM159 240H162L161 242L162 243H160V241ZM165 240V241H164ZM171 240V241H170ZM224 240H226V241H224ZM241 240V241H240ZM263 240V241H262ZM64 242V244L62 243V242ZM100 241H101V243H100ZM111 243H110V242ZM120 241H122V245H121V242ZM133 241H135L136 243L137 242H139V243H135V242H133ZM141 241L143 242V243H141ZM147 241V242H146ZM154 241V242H153ZM167 241H168V250L167 251H169V252H167L166 251V248H167V245H164V244H166L167 243ZM174 242V243H172L171 244V242ZM179 241H180V243L182 242V246L180 247V246H178L180 243H179ZM228 241H230V244H227V243H229ZM232 241H234L233 243H232ZM6 242H10V243H7V245L5 244ZM59 242H60V244H59ZM74 242V243H73ZM83 244H82V243ZM93 242V243H92ZM100 244H99V243ZM130 242H131V244H130ZM147 244H146V243ZM165 242V243H164ZM192 242H196V244L199 242L200 244H198L199 246H201L202 247V245H203V248H200V247H198V248H196V250L197 251H199V250H203V252L201 251H199L200 252V254L198 255V253L196 254V250L194 249L195 248V243L193 244ZM224 242H227L226 244H224ZM241 242V243H240ZM5 244V245H3V244ZM95 243V244H94ZM96 243H97V245H96ZM108 243V244H107ZM110 243V244H109ZM124 243V244H123ZM133 243V244H132ZM136 244V246H138V247H136V246H133V245H135ZM158 243H159V245H158ZM164 243V244H163ZM191 243V244H190ZM8 244H10V245H8ZM74 244V245H73ZM79 244V245H78ZM80 244H81V246H80ZM102 244V245H101ZM115 244H117V245H115ZM127 246H126V245ZM141 244V245H140ZM143 244V245H142ZM145 244V245H144ZM192 246H190V245ZM194 246H193V245ZM219 244H220V242H219ZM232 244V245H231ZM44 245V246H43ZM56 245H57V247H56ZM71 245V248H75L74 250L72 249V250H70L69 249V246ZM77 245V246H76ZM93 245H94V247L95 248H98L99 247V245H100V248H98L97 250V254L96 255H91V254H89V252L87 251V249L90 251V253H96V249H94V248H92L93 247ZM106 245L108 246L107 248H106ZM111 245H113V247L111 246ZM119 245V246H118ZM130 245V246H129ZM131 245H132V248H131ZM152 247H151V246ZM159 246V248H160V250H162L161 252H159V248L157 247V246ZM181 245V244H180ZM185 245V246H184ZM190 246V247H187V249L185 250V248H186V246ZM231 245V246H230ZM83 246H85V248L83 247ZM98 246V247H97ZM123 246L124 248H121V247ZM143 246H144V249H143ZM160 246H163V247H160ZM166 248H165V247ZM176 246H178L177 248H176ZM184 246V247H183ZM56 247V248H55ZM104 247V248H103ZM118 247H119V252H117L118 250ZM130 247V248H129ZM136 249H135V248ZM148 247V248H147ZM174 247V248H173ZM183 247V248H182ZM5 248H6V250H5ZM102 248V249H101ZM129 248V249H128ZM153 248V249H152ZM163 248H164V250H163ZM180 248H182V250H181V252H182V254H181V256L179 257V256H177L178 255V253L180 252V251H177L176 252V255L174 254L173 255V250H179ZM4 250V252H3V250ZM52 249V250H51ZM86 249V250H85ZM94 249V251L93 252H91L92 250ZM111 249V250H110ZM114 249V250H113ZM121 249V250H120ZM124 249L127 251H124ZM128 249V250H127ZM131 249V250H130ZM139 249V250H138ZM144 251H143V250ZM158 249V250H157ZM173 249V250H172ZM185 251H184V250ZM194 249V250H193ZM199 249V250H198ZM9 250V251H8ZM54 250V251H53ZM71 252H73V253H71ZM100 250H104L103 252H101ZM116 250V251H115ZM144 253L145 252V250H147V251H149V252H147V255L145 254H143L141 251ZM153 250V251H152ZM243 250V251H242ZM6 251V252H5ZM47 251L50 253V251H51V253H53L52 255H51V253L49 254L50 255V257H48V254H46L47 253ZM58 251V252H57ZM67 251H69L72 255L74 254V256H72L69 252H67ZM86 251L88 252V254L86 253ZM107 251H110V252H107ZM112 251V252H111ZM190 251V252H189ZM192 251V252H191ZM194 251V252H193ZM218 250L217 249H215V251H213V252H215V254L214 253H212L211 255H217V257H218V252H217ZM8 252V253H7ZM105 252V253H104ZM122 252H123V254H122ZM133 252V253H132ZM164 252V253H163ZM180 252V253H181ZM185 252V253H184ZM5 253V254H4ZM60 253V254H59ZM94 253V254H95ZM99 253L102 255H99ZM103 253V254H102ZM110 253V254H109ZM116 253L118 254V255H116ZM120 253V254H119ZM127 253H129L128 255H127ZM150 253V254H149ZM184 253V254H183ZM190 253H191V255H190ZM195 253V254H194ZM201 253H203V254H201ZM242 253V254H241ZM6 254H8V255H6ZM59 254V255H58ZM69 254H70V256H69ZM107 254H108V256H107ZM127 256H126V255ZM131 254H132V256H131ZM143 254V255H142ZM5 255H6V257H5ZM88 255H90V257L88 256ZM109 255H111V256H109ZM116 255V256H115ZM124 255V256H123ZM130 255V256H129ZM136 255V256H135ZM149 255V256H148ZM180 255V254H179ZM194 255H196V256H194ZM201 255V256H200ZM207 255V256H206ZM251 255V256H250ZM3 256H4V258H3ZM52 256V257H51ZM63 256H66L65 258L63 257ZM69 256V257H68ZM73 257V258H70V257ZM77 256V257H76ZM98 256V257H97ZM117 256H120V258H118ZM145 256V257H144ZM173 256H176L177 258H175V257H173ZM18 257H20V258H18ZM30 257V258H29ZM53 257H57L56 259H57V261L55 260V262L53 263V261H54V258ZM62 259H61V258ZM89 257V258H88ZM102 258V260H101V258ZM108 257V258H107ZM117 257V258H116ZM136 257L139 259H136ZM179 257V258H178ZM195 257H197V261L195 260L196 258ZM203 257H205V258H202ZM252 257V258H251ZM3 258V259H2ZM31 258H33V260L34 261H30V260H32ZM59 258V259H58ZM63 258H64V260H63ZM77 258H79V259H76ZM100 258V259H99ZM107 258V261H105V259ZM116 258V259H115ZM145 258H147V259H145ZM174 258V259H173ZM182 258H184V260H185V256L184 257H182ZM195 258V259H194ZM29 259V260H28ZM98 261H97V260ZM124 259V260H123ZM142 259V260H141ZM148 259H149V261H148ZM172 259L174 260V261H172ZM209 259V260H208ZM212 261H211V260ZM249 259H250V261H249ZM52 260V261H51ZM59 260V261H58ZM96 260V261H95ZM100 260H101V262H100ZM114 260L112 259V261L113 262H111V264H116V261L114 262ZM127 260H129V261H127ZM132 260H135L134 262L132 261ZM156 260V261H155ZM195 260V261H194ZM0 261V264H3V262H1ZM9 261H11V262H9ZM36 261V262H35ZM89 261H90V263H89ZM145 261H146V263H145ZM154 261V262H153ZM179 262L181 261V260H178ZM177 261V262H178ZM187 261V260H186ZM185 261V262H186ZM211 261V262H210ZM71 262H73V261H71ZM70 262V263H71ZM94 262H93V264H94ZM121 262H123V263H121ZM177 262H175V264L177 263ZM178 262V263H179ZM110 262H107V264H109ZM199 262H198V264H200ZM103 264H105V263H103ZM140 264V263H139ZM182 264H189V263H182ZM219 264V263H218Z\"/></svg>",
  "mask_w": 264,
  "mask_h": 264
}]
</instances>
